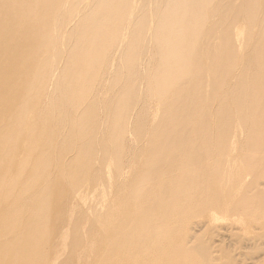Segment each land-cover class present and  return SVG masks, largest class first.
<instances>
[{"label": "rangeland", "instance_id": "374dc122", "mask_svg": "<svg viewBox=\"0 0 264 264\" xmlns=\"http://www.w3.org/2000/svg\"><path fill=\"white\" fill-rule=\"evenodd\" d=\"M45 1H47V0H45ZM45 1L43 0L42 3H40V5H42V4L44 5ZM49 1H47V2L52 4L51 6H53L55 4V3L53 4V1H56V0H53L52 2H49ZM78 1H80V0H70V1L69 0H67V1L66 0H64V1L60 0V3L58 5H57V3L59 1H57L55 4V6L57 7L56 12H55V15H53V18L55 17L56 19L54 20L51 17L50 20H48V19H47L48 21L46 20V24H48L49 21H51V22L53 21L52 22L53 24L55 23L54 24L55 29L51 30L50 33L55 31L56 29L59 30V31H56L57 33L53 32L52 34H48V37H49V35H51L50 38L54 39V40L56 39V36H57V42L55 40V42L52 45V48L54 47L53 49H55V51H57V52H55L53 50V52H54L53 55H56V56L52 57V59H53V62H52L50 57H49V55H51V53H49V52H47L46 54L43 53L44 58H42V59H45V57L47 56L46 57L47 60L45 61V63L47 62V64L40 71V74H39L40 77L37 76L35 79L36 82L43 79L42 83H41L42 85L41 84L39 85V90L37 91V93L33 88L26 91V94H27L26 97L32 99V100L29 99V101L33 102V100H37V103L36 102L30 103V105L32 107L33 106L35 107V105H36V107L34 108V110H32L31 113H28L26 115V117H23L22 123H24V125L27 127H25L23 132L21 133V135H19L17 145L16 144L14 145L15 149L13 148L14 146H12L11 144H6V146H4V148L5 149L7 148V150H8L6 157L9 156L8 162L5 165H8L9 167L8 168L4 167V163H3V161H1L3 163L2 167H4V169L0 165V167L2 168V169L0 168V170H1L0 171V207L2 208V209L0 208L1 209L0 210V218L2 217L0 219V227H1L0 232H3L0 234H2L1 236H2V238H4L3 235L7 234V232H9L7 234L9 236H8V238H6V240L8 239L9 241L8 240L5 241L4 240L5 238L3 239L4 240L3 241L2 238H0L3 241L2 242L0 240L2 243H4V244L6 243L4 245V244H1V242H0V252L3 251L0 253V254H2L0 256V264H4V263L10 264V261H12L14 259H16L14 264H18L17 260H19V258H18V256L16 257L17 254L14 253L15 249L12 250V246H10V245L14 244L13 242H15V244L17 243V241H18L17 240L18 239L17 234L18 233L13 232L11 234L10 230L7 229L8 230L7 231L6 228H9V225L15 222L16 224L14 223L12 225H14L13 229H16V226H18L17 228H19L20 227L19 225H21L23 223L22 226L23 227L25 226L24 229H26V231H25L26 233L30 229H31V231H29V232L34 233L33 230H35V229H32V228L29 229L28 228V227H30V222L33 221V219L28 220V222L26 223V216L25 215L31 209V207L32 208L37 207L36 204L38 205V203H36V201L39 202L40 199L42 201H40L38 207H40L41 205L45 207V209H44V207L39 208L42 211L44 210V213L41 211V214L42 215L44 214L43 216H41L42 217L41 220L44 224H42V222H40L39 225H38V223H35L34 225H32L33 224V222H32L31 226H33V228H34L37 224L38 228H36V229H39V226L42 224L45 226V228H44V230L41 228V230H39L37 232L38 239H39V236H42V237H40L39 240L37 239V241L39 243L35 242L36 244H35V249L33 250L34 252H32V253L29 252V255L31 257L33 255L32 260H30L31 261L30 264H40V263H42V264L43 263L44 264H62V263L63 264H83V261L78 260V256L81 253L82 248H86V250L88 249V251H87L88 253H90V252L92 253L91 254L92 256H90L91 258L89 260H91L92 262H94L93 260L97 261V259L99 258V252H98L99 245L102 247V243L100 241V236H99L101 233V229H100V232H98L99 228L96 227V223H99L100 221L102 222V220H103V222H105L104 220L113 221L115 218L119 217V216H115L118 214L120 216H121V214L123 216L126 215V210H127V208L129 209L130 202H133L136 204H138V202H141L142 203L141 208L143 211H145L144 213H146V211L148 213L149 209H150V212H149L150 214L147 215V213H146V215H147L146 217L150 216L151 218H153L154 216H156L153 219L156 220V222H154V223L155 224L157 223L156 226H154V228L153 227L152 228L155 229L156 227H158L155 229L157 231V233H158V230L162 231V233L163 232L165 234L167 233V235H165L164 233L162 235V233L159 232L158 233V235L160 234L159 237L163 236L161 238H165L164 235L168 236L165 239L166 245L164 246V249L160 250L161 248H158V246H157V249H159L158 250L159 252L156 250L157 252L153 254V257H152V254H146V253L140 252L139 254L134 256L131 263L134 262L135 264H163L162 261L167 260L168 263H166V264H170V263L171 264L172 263L173 264L174 263L175 264H177V263L178 264H264V109H263L264 108V106H263V104H264V98H263V96H264V78L261 77V76H264L263 75V73H264V12L263 11L264 10L262 9V8H264V0H257V1L252 0L253 3L251 0H249V1L247 0L248 2H246V0H218V2H220V3L217 4L219 6L217 8V10L219 9V11L216 10L215 14L214 13L211 14V12H210L208 14V17H207L208 19H205V21L209 20L210 23L206 21L207 23L203 24V27L205 26V28L202 27L203 29H200L201 31L199 34H198L199 31L197 33H196V31L193 32L194 34L195 33L197 34V35L195 34V36H193L194 38L192 37V34L190 35L194 40L196 39V41L198 40L199 42H201V44L198 41L194 42V40H193L192 41V43L194 44L193 45L192 43L189 44V42H186L187 40H183L184 42H182V44H184V43L189 44L188 45L189 48H188V46H185V48L183 47L185 50H187L186 47L188 48V51H187L188 55H187V53L184 54L185 51L183 48L182 49L184 52L182 51L183 53L179 52L178 54H183L185 57L187 56L186 57L187 59H190L191 56H196V57H194L196 59L195 63H190L187 59L185 61L183 59V64L184 65L187 64L186 66L183 65L185 67V69L188 67L189 63H190V68L195 69V78L196 79L191 80L190 83H186V84H185V82L181 83V86L184 85L182 88H184L185 85H187L186 89H188V91H190V93L192 92L191 96L186 98V100L183 104V107H181V109L183 111L182 110L178 111L181 113L184 112L183 115H184L185 119L182 118V121L178 122V119L177 120L175 119V117H174L175 114H174V112L172 114V111H170L171 110V108H170L169 109L170 113L168 116L170 117V115H171V117L170 118L168 117L170 120L168 121V124L165 123V125L162 121L157 120L155 118L154 113H153L154 111L152 112L153 108H151V107L153 105L151 106L149 104L150 101H148V100H150V99L148 98V100H147L146 98L148 96L147 97L145 96L146 85H143L145 83H143V81L137 80V79H135V82H130L132 79H133L132 81H134V78L130 77L131 78V80H130L129 77L128 78L125 77L126 78L125 79L124 78L125 73H123V71L126 69L125 62H127V56H128L127 54H129V53L134 54L135 53L136 55H138L141 58V52L139 51V49L143 45L142 41H144V36H143L144 29H141V28H142V26H145L146 31L148 32V30H149V27L146 26L147 24H149V19H147L146 15H144L147 12V10H149V7L147 6V8H146V5H145L148 0H145L146 1V2L144 1L145 3L141 2L140 0H132V2L134 1V3H133V7H135L134 9H137L138 6L140 7L141 4H142L141 6L145 5L143 7V10L142 11L139 10V12H138V13H140V17H142L141 18L142 21L139 20V18H138V21H140L139 29L136 28V29H138V32L136 31V29L134 31H132L133 28H131V34H133V32H134L135 35H138V33L141 32L140 30H143L141 32L142 38L138 39V41L136 42L138 44V45L136 44L137 45L136 48H135L133 43H130L131 40L128 41L127 37L125 39H123L122 41H120L121 36H118V37L116 36L118 34V30H120V28H118L119 26L116 25L115 21L112 22L111 21L112 19H110L109 16H107L108 14H111V15L113 14L111 12L114 11V9L117 6L114 5L115 7H113V8L111 6L113 3L115 4V2H117V4H119L118 3L119 0H115L112 3L110 1L111 4L105 3V5H104L103 3H101L100 5H95L93 7H90L89 5H88V7L85 6L87 0H83L84 7L87 10H85L84 7L81 6L82 2L78 3ZM33 2H34V0H30V2L27 5L28 7H26V8H29V7L33 8L32 6H29ZM148 2H151V1H148ZM228 2H230V3H228ZM73 3H75V5H73ZM122 3H123V1H122ZM130 3H131V0H130ZM135 3H136V5H135ZM138 3H140V5ZM227 3H228V5H227ZM62 4H63V6H62ZM127 4H128L127 0H124L123 5H127ZM72 5H73V7H72ZM78 5L81 6V8L80 7L78 8ZM101 5H103V7ZM149 5H151V3ZM59 6H61V7L59 8ZM67 6L72 7L71 9L74 12L71 11L72 12L71 14H73V13L75 14V12H76V14L71 15L69 12L68 16L65 15V13H68V10L70 9ZM74 6L76 8H74ZM98 6H100V7H98ZM248 6H250V7H248ZM259 6H260V8H259ZM89 7H90V9H88ZM105 7H106V10H104ZM232 7H233V10H232ZM247 7L250 8V11ZM65 8H68V10L67 9L65 10ZM144 8L146 10H144ZM59 9L62 12L64 10V12L63 13L60 12ZM76 9H78V10L76 11ZM140 9H142V7H140ZM251 9H252V11H251ZM102 10H103V12H102ZM109 10H110V12H109ZM260 10H262V12ZM255 11H256V13H255ZM4 12L1 13L3 19L1 18L0 21L6 20V19H4V15H5ZM6 12L9 13L10 11H6ZM89 12H91V13H89ZM218 12H219V14H218ZM237 12H239V13H237ZM246 12H248V13H246ZM79 13H81V15H79ZM83 13H84V15H82ZM100 13H101V15L103 14L101 17H99ZM223 13H225L226 16ZM10 14H11V12H10ZM62 14H63V16H62ZM92 14H94V16ZM209 15H210V17H209ZM221 15L222 16L224 15V16L222 17ZM31 16H34V15H31ZM44 16L47 17V15H44ZM73 16H74V18H73ZM75 16H76V19H75ZM89 16H93V17L92 18L90 17V20H88ZM103 16L108 17V19H107L108 23H105V22H107L106 20L102 21L103 23L101 22V19ZM232 16H234V17H232ZM83 18L86 19V21ZM99 18H101V19L99 20ZM103 18L105 19V17H103ZM222 18H223V20H222ZM26 19H28V18H25V16H24V21ZM95 19L98 21H95ZM40 20L41 19H39V18H37V19L34 18V19L28 20V22H25V24H23L24 26H26V29H25V27H24V30H23V28L22 29L20 28L19 32L22 31L21 33L18 32V34H20V35H18L15 32L12 35L13 39L16 38V36H17V38H18V36H21V39L18 38V40H16L17 43L13 42V44H12L13 47H15L14 44L17 45L19 43L18 45L20 46V44H21L24 47L25 51H24V49L22 51L19 50V48L22 49L23 47L21 48V46L20 47L17 46L15 48H13V49H15V51L17 49V54L12 48L11 49L9 48V52H7V49H6V51H4V49H3V47L5 48V46H3V44L2 45L0 44V48L2 49V50L0 49V54H1L0 57H3L2 54H4L5 52L6 53L4 54V57L8 56L9 54L12 55L13 53H15L17 55L15 58L14 57L15 54H13V57H14L13 61L15 62V64L12 62L13 57L10 55L6 58L8 59L11 57L10 58L11 61H9V59L7 60L4 57H3L4 59L0 58V61L1 60H3V62L9 61V65L7 62V66L13 67V65H10V63H12L16 67H18V68H16L15 66L13 67V69L15 68L14 70H17V71H15V73H13L16 75V77H18L20 73H23V72H21V71H24V70H22V68L24 67V66H22L23 64L26 63L25 64L26 66H27V63L31 64L33 61L30 58H35L34 54H38V52H43L42 49H40L39 51H37V50L32 51L31 49L33 47H31V46H29V47H31L30 48L31 51L29 52V50H28L29 47H28V49L25 48L27 46V42L29 44H31L34 41H29V40H31V38L25 39L23 36V38L26 40V41L23 40L26 43V46H25V43L22 41L23 38L21 35L23 32H24L23 35H25V36L28 35L27 32L28 33L30 32V29H28V28H31V26L33 27V29L31 30L33 34L31 33V35L35 34V32H33V31H35V29H37V27L39 29L38 32H40L41 28H39V27H41V24L44 23L43 20H41L43 22H40ZM83 20H84V22H83ZM90 21L92 22V24ZM109 21H111V23ZM222 21H223V24L220 25V23H222ZM226 21H227L228 26L230 25L229 28L226 24ZM251 21L252 22L254 21L253 22L254 24ZM51 22H49V23L52 24ZM72 22H73V24H72ZM100 22H101V24H100ZM143 22L145 25H143ZM83 23L86 24L85 25L86 27L84 26ZM104 23H105V25H104ZM113 23H115V24L113 25ZM80 24H83L81 26H83L85 28V30H87L86 28H88V31L91 30V32H93V35H94L95 28H98L99 25H101L102 27L104 26L103 28L101 26H99V30L96 29V31L97 30L98 31H97V33H95V36L98 35V32H100V35L104 34V30H106V29H107V31L108 30L109 31L106 33V35H105L106 37L103 35L101 36V37H103V39L98 35L100 37V39L98 40L99 37L96 36V39L98 40L97 41L94 39L95 36L92 37L91 36L92 34H89L91 38L87 37V36H89L87 34L89 32H86V31L80 29L81 31H83V34L86 32L85 35L81 34V36L84 37V38L82 37L83 38L82 39L80 36L78 37V34L80 35V33H82V32L77 33L79 31V27H81ZM250 24L251 25L253 24L252 27ZM44 25H45V23H44ZM55 25H57V26H55ZM78 25H79V27H78ZM108 25H109V27L105 28ZM111 26H113V27H111ZM3 27H4V23L2 21V22H0V29H2ZM50 27H51V25H50ZM50 27L45 28V26H44L43 28L50 29ZM83 27H81V28H83ZM93 27H94V29H92ZM211 27H213V29ZM220 27L222 29H220ZM223 27H225L226 29L228 28L230 30H228V29L226 30ZM110 28L112 29V32L115 31V29H116L115 33L113 32L114 35L112 34V32H110ZM257 28H259V30ZM206 29H207V31H206ZM208 30H210L212 33L211 32L209 33ZM232 30H234V31H232ZM220 31H222V33ZM46 32L49 33L47 30H46ZM215 32L217 35L215 34ZM230 32L231 33L237 32V33L231 34ZM45 33L43 32L42 34L44 35ZM54 33H56V34H54ZM66 33H67V36H65ZM205 33L210 34L209 38H208V35L204 36ZM219 33H220V35H219ZM224 33H225V39H223V40H225V41H222L221 38H224V37H221V36L222 35L224 36ZM76 34H77V36H76ZM109 34L112 36V38L114 37V39H112L109 36ZM212 34H213V36H212ZM119 35H120V33H119ZM218 35L221 37V38L219 37V39H221L220 41H222V44L224 45V47L226 46L225 48H223V45L220 44L221 42L218 40ZM246 35H247V37H246ZM34 36H38V34L34 35ZM34 36H32V38ZM72 36H73V39H72ZM196 36L197 37L200 36V37L196 38ZM239 36H240V39H239ZM241 36H242V38H241ZM116 37L119 39V40L116 39L118 41L117 43L115 40ZM201 37L205 41H203L201 39ZM205 37H207V38H205ZM233 37H236V38H233ZM70 38H71V41H70ZM80 38L83 41L80 42ZM88 38H89V40H92V38L95 40V41L93 40L89 43L91 44L93 42V46L96 47L95 50L98 48V50H100L101 53H99L98 50H96V51H98L96 53L93 46H91V48L93 47L92 48L93 50L91 49V51H89L90 48L86 47V45H85V44H87V46L89 45ZM84 39L87 41V43H85L86 41H84ZM111 39H112V41H111ZM129 39H130V35H129ZM199 39H201V40H199ZM19 40H20V42H18ZM62 40H63V42H61ZM67 40H69V41H67ZM107 40H110V41L106 43ZM231 40H232V42H231ZM76 41H77L76 45H78L80 47V50H81L80 52L82 53V57H81L79 50H76L77 46L74 44V42L76 43ZM244 41H246V42L244 43ZM22 42L24 43V45ZM65 42H67V44L68 43H71V44H69L67 47V44H65ZM96 42H99V44L97 46L94 45V43H96ZM215 42L218 44L217 45V46H219L218 48H217V46L215 47V44H216ZM226 42L227 43L229 42V43L225 44ZM39 43H41V41ZM118 43H119V45H118ZM126 43L130 44V45L128 44L129 47H127V45L124 47V44H126ZM141 43H142V45H141ZM197 43H199V45H201V46H198ZM62 44H64V45H62ZM72 44H73V46L75 45L76 48L75 47L72 48ZM108 44H110V45H108ZM111 45H112V47L114 46L113 49L111 48ZM232 45H234V46H232ZM38 46H41V45H38ZM194 46L196 47V50L191 51V50H193V48L195 49ZM10 47H12V46H10ZM65 47H67L68 49L66 50ZM79 47H78V49H79ZM101 47H104L107 50H103L104 48L102 49ZM123 47H124V51H123ZM202 47H206V48L202 49ZM220 47H222L221 49H223V50H221ZM230 47L233 49H231ZM120 48H122L121 51H120ZM209 48H212V49L210 50ZM73 49H75V50H73ZM84 49L86 51L82 52V50H84ZM214 49H216V52L218 51L217 52L218 54H216V52H214ZM10 50L13 51V53L11 52L12 54L10 53ZM200 50L202 53L199 52ZM87 51H88V56H90L91 53L92 54L94 53V55L91 54L90 57L96 56V54H99V55L102 54L103 55L105 53L104 57H105L106 63L104 62V63L100 64V65L104 64L102 67L100 65H98L97 66L98 69H96V70H100V74H102V77H101V75L99 76V78L97 79V84L95 83L92 89H90L86 86L89 84L87 81V80H89L88 76H86L87 78L85 76L82 77V79L84 78L83 81L85 83V84H83L82 80H80L81 79L80 76L78 77V75L74 72V70L76 71L78 66L80 67V64L82 62H84V63H82L81 66H84L86 59H88V57L84 55L85 52L87 53ZM93 51H95V52H93ZM190 51H191L192 55L189 57ZM224 51H227V52H224ZM238 51H240V52H238ZM26 52H28V54H26ZM196 53H197V55H196ZM199 53L201 56L199 55ZM205 53H207V54L205 55ZM213 53H215V54H213ZM223 53L224 54L227 53V54L223 55ZM21 54H23L22 57L20 56ZM25 54L29 55V56H26ZM70 54L74 55V56L70 57L71 61H68V59H69L68 55H70ZM77 54H78V57L80 56V58L76 57ZM178 54L176 53V55H174V56L176 57V56H178ZM228 54H230V56H231L230 60H229ZM63 55L65 56V58ZM214 55L216 57H214ZM220 55H222V56H220ZM227 55H228V57H227ZM252 55H253V57H252ZM23 56H25V57H23ZM138 56H136L137 66L140 62V60L138 61V58H139ZM236 56H238V58ZM72 58L73 59L78 58L79 62L77 60L73 61ZM83 58H85V59L83 60ZM119 58L122 59L121 67H120V59ZM224 58L226 59L227 63L223 62L224 63L223 64L221 61H225ZM15 59H16V61H15ZM213 59H215V60H213ZM29 60H30V62H27ZM67 61L72 63V64L76 63L77 65L74 64V66L72 65L73 67L71 68V65ZM65 62L67 63V65ZM196 62H197V64H196ZM49 63H50V68L47 69L48 67H46V66ZM151 63H154V62H152L150 60V62H149L150 65L148 66V68H150V66H152ZM214 63L217 65L215 66ZM219 63L222 65H219ZM51 64H53V65L51 66ZM68 64H69V67H68ZM143 64H145V66H146L147 60H144ZM143 64L141 65V69H143V67H142V66H144ZM209 64H210V66L213 64L214 67L212 66L213 67L212 70L210 69L212 67H209ZM224 65H226V66H224ZM65 66H67V67H65ZM87 66H86V68H87ZM137 66H135V70H136ZM119 67H120V69H119ZM235 67H237V68H235ZM24 68H27V67H24ZM219 68L221 70H219ZM7 69L9 71H13L12 68H10L11 69L10 70L7 67H6V70L1 69L3 72L2 73L3 79H4V74H6L8 72ZM19 69L21 71H19ZM65 69H67V71ZM106 69H108V70H106ZM226 69H228V70H226ZM1 70H0V74H1ZM84 70L85 69H82V72H84ZM117 70H120V71H117ZM156 70L159 71V69H156ZM262 70H263V72H262ZM5 71H6V73H5ZM70 71L72 72L71 74H70ZM227 71L229 73H227ZM16 72H18L17 73L18 76H17ZM65 72H67V73H65ZM115 72H116V74H114ZM8 73L10 74V72H8ZM121 73L124 75L123 77L121 76L122 75ZM218 73H219V75H218ZM9 74H7L6 76L13 78V76H12L13 74L12 75H9ZM113 74L117 78H119L121 76L120 77L121 79L119 78L120 83L117 84V85H119L118 87H117V85L116 86L112 85L113 87L110 86L112 84L111 80L113 78H115L114 76H113V78L111 77ZM155 74H157V72ZM227 74H228V76H227ZM41 75H42V77H41ZM67 75H68V77H67ZM210 75L212 78L210 77ZM221 75H223V76H221ZM65 77H67L68 79ZM216 77L220 82H218V80H216ZM219 77L221 78V80L219 79ZM222 77H224L225 79ZM63 78L65 79L64 81H63ZM77 78L79 79V83H78ZM106 79H107V81H105ZM76 80H77V82H76ZM121 80H124V81H121ZM136 80H137L138 84H139V82H142V83L139 84L138 88L136 86V90H135V85H138V84H136ZM208 81H212V82H208ZM0 82L2 83V80ZM36 82H35V84H38ZM86 82L88 84H86ZM124 82H125V85H124ZM126 82H129V83H126ZM81 83H82V85H81ZM221 83H222V85H220ZM126 84H129L130 86L126 85ZM225 84H227L226 87H224ZM2 85H3L4 89L5 88L8 89V87H7V85H9L8 83L6 85H4V84H2ZM80 85L81 86L85 85L86 87L84 86V88H83ZM211 85H212V87H211ZM120 86H121V89H120ZM131 86H134L133 92L137 93L136 95L134 94L135 98L137 97V98L141 99V103H140L141 106L136 108L137 111H134V109L132 107V109H133L132 113L136 112V116H135V114L132 115V113H130L131 116H130V114L128 115L129 118L130 117L132 118V121L130 122L131 118L129 120L127 118L128 123H126V124H128V125H125V130H124V132H126V133H123L122 137L123 136L124 137L121 138L122 143L124 140V145H123L124 147L122 149L123 151L118 153V151L115 150L114 147H112L110 143H112V145L115 144L114 141H115V139H119V134L118 133L116 134L117 138H115L114 137L115 135H113L114 139L112 138L111 135H109V136H111L110 140H112V142H110V140L108 141L109 136H106V135H108V133L111 132V129L113 128L112 126L116 125V122H115V125L113 124L116 119L113 118V120H114L113 122L111 120L112 119L111 114L115 110V108L113 109L112 107L114 106L115 100L118 99V93H120V90L124 91L123 89L124 88L126 89V87H128L127 89L131 88ZM216 86H217V88H216ZM140 87H142V88H140ZM86 88L90 89L91 93L87 92L88 90ZM109 88H112L113 90H111ZM139 88H140V90L144 91V93L143 92L141 93ZM82 89H83V92H81ZM94 89H95V91H94ZM5 91H7V90H5ZM106 91H108V92L106 93ZM211 91H212V93H211ZM252 91H253V93H252ZM260 91L262 94L260 93ZM9 92H11V91L5 92V95H6L5 97H7L6 93H9ZM207 92L208 93L210 92V93L208 94ZM220 92L222 95L220 94ZM243 92H245V93L243 94ZM38 93H39V95H38ZM76 93H79V94H76ZM82 93L84 95H81V99H79V97H80L79 95ZM85 93H86V95H85ZM103 93H104V95H103ZM115 93H116V95H115ZM254 93H255V95H254ZM258 93H260V94H258ZM205 94H206V96H205ZM250 94L251 95L253 94L252 96H255V97L259 95L258 99L253 98ZM72 95H74V96H72ZM76 95H77V98L79 99L78 100L79 102L76 101V97H75ZM208 95H210V96L208 97ZM64 96L66 97L65 100L63 99ZM83 96H84V99H83V101H81ZM112 96H114V97L116 96V99L114 97L112 98ZM199 96L200 97L204 96L205 98L203 97L201 99ZM142 97H143V99H142ZM206 97H208V98H206ZM216 97H217V99H216ZM239 97L242 98L241 99L242 102L239 99ZM85 98H86V100H85ZM211 98H213V99H211ZM219 98L221 99V101H218V100H220ZM111 99H113V101ZM63 100L65 101L66 105H64ZM67 100L69 101V103ZM72 100L76 104L75 107H74V104H72V102H73ZM144 100H145V102L148 101V103H146L145 106L142 105V104H145ZM187 100H189V101H187ZM251 100H252V103H250ZM29 101H28V103H29ZM85 101H87V102H85ZM110 101L113 103H111ZM202 101L203 102L205 101V102L203 103ZM222 101H223V103H222ZM61 102H63V103H61ZM88 102H90V103H88ZM253 102H254V104H255V102L258 104L254 105ZM4 103H7V102H4ZM70 103L72 104L73 107L71 106ZM259 103L260 104L263 103L262 104V111H259V110H261V108H258L261 106V105H259ZM80 104H84V105H80ZM86 104L89 106H87ZM107 104H108V106L111 104L112 105L110 107H108ZM203 104L205 106L204 107L205 110H203L204 109L202 107ZM61 105H64V106L61 107ZM70 106H71V108H70ZM80 106L87 108V109L83 110L82 107H80ZM53 107L54 108L57 107V108H55V110H54ZM148 107H150V108H148ZM64 108H65V111H64ZM72 108L77 109V110L72 112V110H73ZM88 108H90V109H88ZM201 108H203V109H201ZM78 109H80V110L82 109V111H80ZM139 109H140V115H143V116H139V113H137V112H139ZM148 109H151V110L148 111ZM95 110H96V113H95ZM209 110H211V111L209 112ZM60 111H62V112L59 113ZM76 111H78L77 113L79 115L77 113H75ZM84 111H86L85 112L86 115H85ZM105 111H106V113H105ZM203 111H205V112H203ZM6 112L7 111L2 113L4 115V117H6L9 114L7 112V115L5 116ZM70 112H72V114H70ZM141 112H145V113L143 114ZM159 113L160 112H158L157 116L159 115ZM196 113H197V115H196ZM60 114L62 117L60 116ZM104 114H105V116H104ZM106 114H107V118H106L107 121H105ZM148 114H151V115H148ZM259 114H260V118H259ZM145 115H146V118L148 117L147 119L150 120L149 122L147 119H145ZM152 115H154V116H152ZM58 116H59V118H58ZM70 116H71V119H70ZM110 116H111V118L108 119V117H110ZM76 117H77V119L78 118L79 119L77 120ZM142 117L145 119L147 125H148V123L150 124L149 126H147L146 123L144 124V122L141 121ZM74 118H75V120H74ZM95 118H97V119H95ZM76 120L78 122H75ZM108 120H110V121H108ZM155 120H156V122H155V124H153ZM151 122H152V124H151ZM77 124H80L81 127H79ZM106 124L108 125V127ZM110 124L112 126H110ZM143 124L145 126H143ZM76 125H77V128H80L79 131H78V129H76ZM136 125L138 128H136ZM151 125H152V128L154 127L156 129L159 126H160V128H157L156 132L154 130L153 131V132H155L154 135L150 136V133L152 131ZM155 125H157V127H155ZM84 126L87 128H85ZM164 126L166 127V129H163ZM142 127H144V128H142ZM70 128H72V129H70ZM140 128H141V131H139ZM148 128H151V129H149L146 132V130ZM73 129H75L76 131ZM82 129L84 130V133H85V134L83 133L84 136H83L82 132L80 131ZM108 129L110 130V132ZM133 129H135L134 134H132ZM144 129H146V130H144ZM169 129H171L170 132H169ZM29 131L32 132V134ZM77 131L79 133L80 132L81 133L80 134L78 133L79 134L78 135ZM27 132H29V133H27ZM145 132L148 134H145ZM166 133L168 136L167 135L165 136ZM135 134L137 135V137ZM162 135H164V136H162ZM82 136L84 137V139L82 138ZM46 137L48 140L46 139ZM53 137H55V138H53ZM30 140H31V142H29ZM46 140H47V143H48V141H52L51 144H53V145L55 144V145L54 146L50 145L47 148L48 144L46 143L47 146H45V144H44V142ZM84 140H87V143L82 145ZM39 141H41L42 143ZM37 142H39V146L41 145L40 147H42L44 144V146L49 150V153H48L49 156L47 155V157H48V160H50V161H47V164L45 161H44L45 164L43 163V158H42V156H43L42 150L43 149H41L40 147L36 148ZM153 144L156 145V147H157V145L160 146L161 150H157L156 148H155V150H153V147H154ZM252 144H254V145H252ZM260 145H261V147H259ZM44 146H43V148H44ZM148 146H152V147L148 148ZM9 147H10V149H8ZM258 147H259V149H257ZM78 148H80V150ZM29 149L33 150V152L31 154L29 152ZM112 149L114 150V152H116V154H119V155L121 154L119 156L120 157V164L117 168H115V167L113 168V165H112L113 164L112 160L115 159V158L111 159L112 157H115V155L113 156V154H111L112 152H110V151H113ZM39 151H41L40 154L38 153ZM52 151H53V153H51ZM85 151H87V154ZM9 152H10V154H9ZM147 152H148V154H147ZM37 153L39 154V156L41 158L39 157V159H36V158H38V157H36L38 155ZM28 154H30V156L35 155V157L33 158V160L36 159V162L35 163L33 162L34 166L37 162L41 161L43 163L44 167H43V165L41 166V164L37 165V167L35 166L36 167L35 170H37V172H36V171H34V166H33V168H31L33 164L29 162L28 166H25L26 169L20 168L21 171H20V173H18L19 168H16V166H15L16 161H17V157L21 156V159H22L23 156L28 155ZM110 154L112 155L111 158H110V156H111ZM74 156H75V159H74ZM0 157H2V155ZM4 157H5V155H4ZM146 157H147V159H146ZM142 158H144V159H142ZM30 161L32 162V159H30ZM165 161H167V162H165ZM41 162H39V163H41ZM147 162H148V164H147ZM151 164H152V166H151ZM149 167H150V170H149ZM27 168H29V169H27ZM42 168H44V169L42 170ZM120 168H121V170H120ZM144 168H147V170ZM184 168L187 170H184ZM3 170L9 171V173L7 175H5V173H3L4 172ZM145 170L149 171V173H148L149 175L147 174L149 177L147 175H146L147 177L144 176L145 179L148 181H146L145 179L143 180L144 184L146 183L145 184L146 189L144 187L145 185L144 184H143L144 186L142 185L143 182L141 183L142 179H140L141 177L143 178L142 175H145L144 174ZM48 171H49V174H48ZM151 171H153V172H151ZM16 173L19 175V177H18V175H16ZM65 173L67 175H65ZM21 174L23 176L21 179H19L21 177L20 176ZM38 174H39V176H38ZM136 174H138V175H136ZM4 175H5L4 179H1ZM191 175H193V176H191ZM9 176H11V177H9ZM98 176H99V178H98ZM29 177L31 180L29 179ZM136 177L137 178L139 177V178L137 179ZM191 177H192V179H191ZM147 178H149V179H147ZM160 180L162 182H160ZM137 181H138V184H137ZM139 181H140V183H139ZM149 181H150L151 187L154 186L152 189L150 187L151 191L152 190L153 191L152 192L150 191L149 193L143 194V190L144 189L147 190V187H148L147 185H149ZM151 181H153V182H151ZM175 181L177 183H174ZM29 182H32V183L29 184ZM133 182H134V184H132ZM191 182H192V184H191ZM105 183L107 184V186ZM159 183H161L162 186ZM25 184H26V186H25ZM175 184L177 187L176 189L174 187ZM180 184H181V189L179 187ZM28 185H31V188L30 187L28 188ZM34 185H35V187H34ZM140 185L142 186V188H144L143 190H141ZM183 185H185L186 189H188V190L184 191L185 187ZM22 186H24V187H22ZM139 186H140V188H139ZM155 186H157L156 189H154ZM26 187L29 190V192H25ZM78 187L79 188L81 187V189H78ZM108 187H109V189L107 190ZM130 187L132 189H130ZM135 187L139 188L140 189V190L138 189L139 192H142L143 195L141 193L137 192V190H136V195H133L135 193L134 192L136 189ZM189 187H190V189H189ZM192 187L195 188V191H194V188H192ZM22 188H25V189H23L24 192H22ZM104 188L106 189V191H104ZM124 188H126L127 190L129 189L128 191H130V192H127V190H125ZM172 188L175 189L174 190L175 192L176 191L180 192L182 190V196H180V198H182V199H178L177 197H176L177 199H175V197H172L170 195V193H172V191H173ZM191 188L193 191L191 190ZM77 189H78V191H76ZM100 190H102V191H100ZM116 190H119V192L122 191L121 195L119 194V195H115V196L111 197L113 194H115ZM90 191L91 192L93 191V192L91 193ZM183 191H184V193H183ZM77 192L79 194H77ZM95 192L98 193V195H100L101 197L98 196ZM20 193H21V195H20ZM103 193H105L106 196ZM84 194L85 195L87 194V196H86L87 199L85 198ZM40 195L43 196L44 198L40 197ZM75 195H77V196H75ZM82 195H83V197H81V198H83V199L79 198ZM88 197H89V200H88ZM98 198H99V200H98ZM131 198L132 199L134 198L136 200L134 201ZM76 199H77V201H75ZM80 199H81V201L79 202ZM86 200H87V202L84 203ZM43 201L45 203H41ZM74 202L75 203L77 202V204H75ZM81 202H82V204H81ZM91 202H92V204H90ZM21 203H24V204H22L24 207L21 205ZM78 204H79V206H78ZM97 204H98V206H97ZM148 204H149V207L151 206V208H148V206H147ZM83 205L86 206L87 209L85 207L83 208ZM88 205H89V207H88ZM99 205H101V206H99ZM2 206H4V208ZM10 206H11V208H10ZM21 206H22L23 210H21ZM144 206H145V208H144ZM6 207H7V209H5ZM28 207H29V210L26 209ZM98 208H99V210H98ZM124 209H126V210H124ZM144 209H147V210H144ZM110 210H111V212H110ZM112 210H113V214H112ZM165 210H166V212H165ZM45 211L47 212L48 215L45 214L46 213ZM108 213H110V215ZM21 215H24V216L21 217ZM142 216H143V213H142ZM142 216L140 217L139 220H141V221L146 220L147 221V218H145L144 216L142 217ZM23 217H24V220H23ZM14 218H15V220H14ZM153 219H152V221H153ZM34 221L37 222L39 220H38V218H36V220L34 219ZM2 223L5 224V226ZM28 223H29V225H27ZM7 224H9V225L7 226ZM26 226H28V227H26ZM68 226H71V227L74 226L75 227L74 231L73 232H66L64 234V231H62V230L67 229ZM142 226H144V225H142ZM145 226H146V224H145ZM63 227H67V228H63ZM96 228H97V231L95 230ZM161 228H162V230H160ZM153 229H151V230H153ZM143 230H145V228ZM95 231L97 232L99 237L97 235H95L96 234ZM29 232H28V234H29ZM157 233L153 238L158 237ZM30 235H31L30 236L31 238L34 236V234H30ZM5 237H7V236H5ZM9 237H11V238H9ZM94 237H97V239L99 240V243H98V241L94 242L95 244L91 243L93 241ZM12 238H13V240L15 239L16 241L15 240L13 241ZM77 238H78V240H77ZM167 238H169V239H167ZM146 242H148V245L146 244V246H148V247H152L151 245H154L153 251H155L156 244H154V243H156V241L150 242V240H147ZM37 243H38V245H37ZM90 243L92 246L90 245ZM8 244H10V245L7 246ZM36 245H37V247H36ZM139 246L144 247L145 245L140 243ZM2 247H4V250L2 249ZM30 248L31 247L28 246V247H26V250L31 251ZM36 251H37V253H36ZM14 254H15V256H13ZM156 254H158V256ZM161 254H163V255H161ZM146 255H148V256L150 255V256L148 257ZM55 256H56V258H55ZM160 256H162V258ZM12 257H14V258H12ZM35 257H36V262H35V260H33V259H35ZM158 257H159V259H158ZM52 258H53V261H51ZM37 260H38V262H37ZM146 261H148L149 263ZM90 264H95V263H90Z\"/></svg>", "mask_w": 264, "mask_h": 264}, {"label": "bare ground", "instance_id": "6f19581e", "mask_svg": "<svg viewBox=\"0 0 264 264\" xmlns=\"http://www.w3.org/2000/svg\"><path fill=\"white\" fill-rule=\"evenodd\" d=\"M10 1V2H9ZM42 1L43 0H34V2L33 3H31L29 6H32L33 8H31V7H29V8H26V7H28L27 5H28V3L30 2V0H0V20H1V18H2V15H1V13H3L4 11V19H6V20H2L3 21V23H4V27L2 28V29H0L1 31H0V44L2 45L3 44V46H5V48L3 47V49H4V51H6V49H7V52H9V48L11 49H13V48H15V47H17V46H19L18 44L16 45V44H14V46L15 47H13V42L15 43L16 42V40H18V38L19 39H21V36H18V38H17V36H16V38H14L13 39V37H12V35H13V33L15 32V33H17L18 34V32H19V30H20V28L22 29L23 28V30H24V27H25V29H26V26H24L23 24H25V22H28V20H30V19H34V18H39V19H41V20H43L44 21V23H45V25H44V23L43 24H41V27H39V28H41L40 29V32H38L39 31V29H38V27H37V29H35V31H33V32H35V34L34 35H37L38 34V36H34V35H31V33H32V29H33V27L31 26V28H28V29H30V32L28 33L27 32V34L28 35H23L24 34V32L21 34L22 35V38H23V36H24V38L26 39V38H31V40H29V41H34L33 43H31V44H29L28 42H27V46H26V43L23 41V40H25L24 38L22 39V41L25 43V48H27L28 49V47L29 46H31V47H33L31 50L33 51V50H37V51H39L40 49H42V51L43 52H38V54H34L35 55V58H30L33 62L31 63V64H29V63H27V66L25 65V64H23L22 66H24V67H27V68H22V70H24V71H21L20 69H19V71H21V72H23V73H20L19 74V76H18V72H16V74H17V76L18 77H16V75L15 74H13V73H15V71H17V70H14L13 69V67L15 66L14 64H15V62L13 61L14 60V57L16 58V54H17V49H16V51H15V49H13L15 52H16V54L15 53H13V51H11L10 50V53L12 52L13 54H15L14 55V57H13V54L12 55H10V56H12L13 57V59H12V62L14 63V64H12V63H10V65H13V67H9V66H7V62H8V65H9V61H11V57L10 58H8L9 59V61H5L7 58L6 57H8V56H6V57H4V54L6 53H4V54H2V56L4 57V58H6L4 61L5 62H3V60H1L0 61V70L1 69H4V70H6V67L7 68H12L13 69V71H9L8 69V72H10V74L7 72L6 73V71H5V73L6 74H4V79L2 78L3 77V72H2V70H1V76H0V81L2 80V83L0 82V156L2 155V157H0L1 159H0V165H1V167L3 166V163H4V167H6V168H8L9 166L8 165H5L7 162H8V157L9 156H7L6 157V154H7V152H8V150H7V148L5 149L4 148V146H6V144H11L12 146H14L15 144L17 145V141H18V139H19V135H21V133L23 132V130H24V128L25 127H27V126H25L24 125V123H22V121H23V117H26V115L28 114V113H31L32 112V110H34V108L36 107V105H35V107L33 106H31L30 105V103H33V102H36L37 103V100H33V102L32 101H29V99L30 98H27L26 97V91H28L29 89H31V88H33L35 91H36V93H37V91L39 90V85L42 83V80L43 79H41L40 81H38V82H36L35 81V79H36V77L37 76H39L40 77V71L44 68V66L47 64V62L45 63V61L47 60V56L45 57V59H42V58H44V56H43V53H47V52H49V53H51V55H49V57H50V59H51V61L53 62V59H52V57L53 56H56V55H53L54 54V52H53V50L55 51V49H53L52 48V45H53V43L55 42V40H56V42H57V36H56V39L54 40V39H51L50 38V36L51 35H49V37H48V34H52L53 32H56V31H59L58 29H56L55 31H53V32H51L50 33V31L51 30H54L55 29V27H54V24L51 22V21H49V22H51L52 24H50L49 22H48V24H46V20L48 19V20H50V18L52 17L53 18V15H55V12H56V6H55V4H56V2L57 1H59L58 3H57V5L60 3V0H56V1H53V0H47V1H49V2H52L53 1V6H51L52 4H50V3H48L47 1H45L44 2V5L42 4V5H40V3H42ZM64 1V0H63ZM67 1V0H66ZM70 1V0H69ZM110 1H111V3L112 2H114L115 0H87V2H86V5L85 6H87L88 7V5L90 6V7H93V6H95V5H100L101 3H103L104 5H105V3L106 4H108V3H110ZM122 1H123V3H122ZM141 2H144L145 0H140ZM148 1H151V2H148ZM147 1V3L145 4L146 5V8H147V6L149 7V10H147V12L144 14V15H146V18L147 19H149V24H147L146 26H148L149 27V30H148V32L146 31V27L145 26H142V28L141 29H144V31L143 30H140L141 32L143 31V36H144V41H142V43H143V45H142V43H141V47H140V49H139V51L141 52V58L138 56V55H136L135 53L134 54H132V53H129V54H127L128 56H127V62H125V66H126V69L123 71V73H125L124 75L122 74L121 76L123 77L124 76V78L125 77H129V79L131 80V78L130 77H132V78H134V81H130V82H135V79H137V80H141V81H143V83H145V84H143V85H146V90H145V96L147 97L146 99L148 100V98L150 99V100H148V101H150L149 102V104L152 106H150L151 108H153V110H152V112L154 113V115H155V118L157 119V120H160V121H162L163 123H164V125H165V123H167L168 124V121L170 120L169 118L171 117V115H170V117L168 116L169 115V113H170V111H172V114H173V112H174V117H175V119L177 120L178 119V122H180V121H182V118H184V112L183 113H181V112H178L179 110H182L181 109V107H183V104H184V102H185V100H186V98L187 97H189V96H191V94H192V92L190 93V91H188V89H186L187 88V85H185V87L184 88H182L184 85H182L181 86V83L182 82H185V84L186 83H190V81L191 80H195L196 78H195V69H191L190 68V63H195V61H196V59L194 58V57H196V56H191L192 54H191V51H194V50H196V47H195V49L193 48V50H191L190 52H189V57L191 56V58L190 59H187L183 54H178L179 52H182L183 51V49L185 48V46H188L190 43H192V41L194 40L193 38V36H195V34L198 32V34L200 33V29H203V28H205V26L203 27V24L205 23H207V22H209L210 23V21L208 20H206L205 21V19H208L207 17H208V14L211 12V14L212 13H216L215 11L217 10V8L219 7L217 4H219L220 2H218V0H148ZM153 1V2H152ZM249 1V0H248ZM247 0H246V2H248ZM252 1V0H251ZM257 1V0H256ZM47 2V3H46ZM62 2V1H61ZM72 2V1H71ZM74 2V1H73ZM80 2H82V4H83V0H80V1H78V3H80ZM126 2V1H125ZM136 2V1H135ZM146 2V1H145ZM144 2V3H145ZM225 2V1H224ZM223 2V3H224ZM245 2V3H246ZM66 3V2H65ZM69 3V2H68ZM85 3V2H84ZM110 3V4H111ZM119 4H117V2H115V4L113 3L112 4V8L113 7H115V6H117L115 9H114V11H112L111 13H113L112 15L111 14H108L107 16H109V18L110 19H112L111 21L113 22V21H115V23H116V25L117 26H119L118 28H120V30H118V34L116 35L117 37L118 36H121V39H120V41H122L123 39H125L126 37L128 38V41H130V43H133L134 44V46H135V48H136V46L138 45L136 42L138 41V39H141L142 38V33L140 32V33H138V35H135L134 34V32H133V34H131V28H133V30L132 31H134L136 28H138L139 29V25H140V21H138V18H139V20H141V18L142 17H140V13H138L139 12V10H143V7L145 6H141L140 5V3H138L139 5H140V7H142V9H140V7L138 6L137 7V9H134L135 7H133V3H134V1L132 2V0H131V3H130V0H127V5H123L124 4V0H119V2H118ZM151 3V5H149V4ZM226 3V2H225ZM228 3H230V2H228ZM228 3H227V5H228ZM251 3V2H250ZM252 3H253V1H252ZM251 3V4H252ZM259 3V2H258ZM72 4V3H71ZM81 4V6H83L84 7V4L82 5ZM117 4V5H116ZM248 4V3H247ZM260 4V3H259ZM258 4V5H259ZM73 5H75V3H73ZM73 5H72V7H73ZM115 5V6H114ZM135 5H136V3H135ZM253 5V4H252ZM262 5V4H261ZM260 5V6H261ZM62 6H63V4H62ZM77 6V5H76ZM81 6H79L78 5V8L80 7L81 8ZM102 7H103V5H101ZM260 6H259V8H260ZM61 6H59V8H60ZM67 7H69L70 9V11L68 10V8H65V10L67 9L68 10V13H65V15H67L68 16V14H69V12H70V14L72 13L71 11H73L71 8L72 7H70V6H67ZM90 7L88 8V9H90ZM98 7H100V6H98ZM101 7V8H102ZM222 7V6H221ZM231 7V6H230ZM248 7H250V6H248ZM247 7V8H248ZM252 7V6H251ZM257 7V6H256ZM74 8H76L75 6H74ZM227 8V7H226ZM239 8V7H238ZM258 8V9H259ZM262 8V7H261ZM63 9V8H62ZM84 9H85V7H84ZM109 9V8H108ZM228 9V8H227ZM244 9V8H243ZM249 9V11H250V8H248ZM257 9V8H256ZM263 10H264V8H262ZM51 10V11H50ZM60 10V9H59ZM78 9H76V11H77ZM85 10H87V9H85ZM104 10H106V7H105V9ZM144 10H146L145 8H144ZM232 10H233V7H232ZM246 10V9H245ZM254 10V9H253ZM6 11H10L11 12V14H10V12L8 13V12H6ZM50 11V12H49ZM95 11V10H94ZM217 11H219V9L217 10ZM222 11V10H221ZM224 11V10H223ZM227 11V10H226ZM241 11V10H240ZM251 11H252V9H251ZM261 12H262V10H260ZM60 12H62L61 10H60ZM63 12H64V10H63ZM62 12V13H63ZM67 12V11H66ZM74 12V11H73ZM87 12V11H86ZM101 12V11H100ZM102 12H103V10H102ZM109 12H110V10H109ZM242 12V11H241ZM264 12V11H263ZM8 13V14H7ZM89 13H91V12H89ZM144 13V12H143ZM231 13V12H230ZM237 13H239V12H237ZM246 13H248V12H246ZM250 13V12H249ZM255 13H256V11H255ZM74 14V13H73ZM73 14H71V15H73ZM75 14H76V12H75ZM74 14V15H75ZM139 14V15H138ZM218 14H219V12H218ZM224 15H225V13H223ZM232 14V13H231ZM251 14V13H250ZM31 15H34V16H31ZM44 15H47V17H45ZM79 15H81V13H79ZM82 15H84V13L82 14ZM93 16H94V14H92ZM103 15V14H102ZM101 15V13H100V15H99V17H101L102 16ZM223 15V16H224ZM24 16H25V18H28V19H26L25 21H24ZM44 16V17H43ZM62 16H63V14H62ZM77 16V15H76ZM76 16H75V19H76ZM93 16H89L88 18V20H90V17L92 18ZM148 16V17H147ZM222 16V15H221ZM222 16V17H223ZM226 16V15H225ZM237 16V15H236ZM41 17V18H40ZM87 17V16H86ZM103 17H105V19L103 18ZM102 17V19L101 18H99V20L101 19V22L102 21H107V22H105V23H108V17H106V16H103ZM209 17H210V15H209ZM212 17V16H211ZM232 17H234V16H232ZM247 17V16H246ZM249 17V16H248ZM73 18H74V16H73ZM144 18V17H143ZM145 18V19H146ZM218 18V17H217ZM238 18V17H237ZM252 18V17H251ZM250 18V19H251ZM257 18V17H256ZM3 19V18H2ZM54 20L56 19L55 17L53 18ZM70 19V18H69ZM84 19V18H83ZM98 19V18H97ZM225 19V18H224ZM232 19V18H231ZM247 19V18H246ZM260 19V18H259ZM40 20V22H43V21H41ZM47 20V21H48ZM52 20V19H51ZM85 21H86V19H84ZM84 20H83V22H84ZM216 20V19H215ZM214 20V21H215ZM222 20H223V18H222ZM226 20V19H225ZM230 20V19H229ZM249 20V19H248ZM2 21H0V22H2ZM75 21V20H74ZM95 21H98V20H96L95 19ZM111 21H109L110 23H111ZM142 21V20H141ZM146 21V20H145ZM205 21V22H204ZM91 22V21H90ZM101 22H100V24H101ZM219 22V21H218ZM217 22V23H218ZM252 22V21H251ZM254 22V21H253ZM252 22V23H253ZM258 22V21H257ZM256 22V23H257ZM75 23V22H74ZM82 23V22H81ZM87 23V22H86ZM103 23V22H102ZM105 23H104V25H105ZM115 23H113V25L115 24ZM213 23V22H212ZM216 23V22H215ZM39 24V23H38ZM72 24H73V22H72ZM84 24V23H83ZM83 24H80V26L81 25H83ZM88 24V23H87ZM91 24H92V22H91ZM221 24H223V21H222V23H220V25ZM226 24H227V21H226ZM254 24V23H253ZM252 24V25H253ZM45 26V28H48V27H50V25H51V27H50V29H45V28H43L44 26ZM76 25V24H75ZM86 24H84V26H85ZM89 25V24H88ZM110 25V24H109ZM109 25L107 26V27H105V28H108L109 27ZM143 25H145L144 24V22H143ZM225 25V24H224ZM236 25V24H235ZM251 25V24H250ZM252 25H251V27H252ZM23 26V27H22ZM55 26H57V25H55ZM96 26V25H95ZM94 26V27H95ZM98 26V25H97ZM99 26H101V25H99ZM99 26H98V28H95V31H96V29H98L99 30ZM226 26V25H225ZM227 26H228V24H227ZM226 26V27H227ZM245 26V25H244ZM54 27V28H53ZM78 27H79V25H78ZM81 27H83V26H81ZM81 27H79V31L77 32V33H79V32H82V33H80V35L78 34V37L80 36L81 38L83 37V36H81V34L82 35H85V33L86 32H89V33H87L88 35L89 34H92L91 36L93 37V36H95V33H97V31L95 32L94 31V35H93V32H91V30L90 31H88V28H86L87 30H85V28L83 27V28H81ZM86 27V26H85ZM94 27L92 28V29H94ZM102 27V26H101ZM104 27V26H103ZM102 27V28H103ZM111 27H113V26H111ZM144 27V28H143ZM203 27V28H202ZM230 27V25L228 26V28ZM233 27V26H232ZM261 27V26H260ZM90 28V27H89ZM104 28V29H105ZM212 29H213V27H211ZM223 28H225V27H223ZM227 28V29H228ZM234 28V27H233ZM236 28V27H235ZM241 28V27H240ZM72 29V28H71ZM84 30V31H86L84 34H83V31H81V30ZM138 29H136V31L138 32ZM220 29H222L221 27H220ZM226 29V28H225ZM226 29V30H227ZM237 29V28H236ZM242 29V28H241ZM240 29V30H241ZM245 29V28H244ZM248 29V28H247ZM258 30H259V28H257ZM42 30V31H41ZM46 30L49 32V33H47L46 32ZM61 30V29H60ZM73 30V29H72ZM225 30V31H226ZM228 30H230V29H228ZM235 30V29H234ZM234 30H232V31H234ZM238 30V29H237ZM257 30V31H258ZM37 31V32H36ZM62 31V30H61ZM77 31V30H76ZM75 31V32H76ZM109 31V30H108ZM107 31V29L106 30H104V34H102L103 36H105L106 35V33L108 32ZM115 31H116V29H115ZM115 31H113L114 33H115ZM196 31V33L194 34L193 32H195ZM205 31V30H204ZM203 31V32H204ZM206 31H207V29H206ZM209 31V33L211 32L210 30H208ZM213 31V30H212ZM215 31V30H214ZM22 32V31H21ZM21 32H19V33H21ZM45 33L44 35L42 34V33ZM64 32V31H63ZM91 32V33H90ZM110 32H112V29L110 28ZM113 32H112V34H113ZM221 33H222V31H220ZM224 32V31H223ZM238 32V31H237ZM237 32H234V33H237ZM240 32V31H239ZM242 32V31H241ZM40 33V34H39ZM57 33V32H56ZM56 33H54V34H56ZM119 33H120V35H119ZM209 33H205V35L204 36H206V35H208V38H209ZM212 33V32H211ZM214 33V32H213ZM231 33V32H230ZM234 33H231V34H234ZM261 33V32H260ZM30 34V35H29ZM33 34V33H32ZM43 36H42V35ZM64 34V33H63ZM72 34V33H71ZM86 34V35H87ZM111 34V33H110ZM109 34V36L112 38V34L110 35ZM192 34V37L190 36ZM215 34H216V32H215ZM229 34V33H228ZM246 34V33H245ZM249 34V33H248ZM255 34V33H254ZM18 35H20V34H18ZM47 35V36H46ZM98 35L101 37L102 35H100V32H98ZM98 35H96L97 37H99ZM114 35V34H113ZM129 35H130V39H129ZM197 35V34H196ZM201 35V34H200ZM217 35V34H216ZM219 35H220V33H219ZM218 35V40L220 41L221 39H222V41H225V40H223V39H225V33H224V36L222 35L221 37H224V38H221L220 36ZM238 35V34H237ZM31 36V37H30ZM32 36H34L33 38H32ZM59 36V35H58ZM62 36V35H61ZM65 36H67V33H66V35ZM76 36H77V34H76ZM96 36L94 37V39L95 40H97L96 39ZM212 36H213V34H212ZM236 36V35H235ZM15 37V36H14ZM36 37V38H35ZM63 37V36H62ZM69 37V36H68ZM67 37V38H68ZM71 37V36H70ZM87 37H90V35L89 36H87ZM100 37L98 38V40L100 39ZM106 37V36H105ZM115 38V40L116 39H118V38ZM198 37H200V36H198ZM197 36H196V38H198ZM211 37V36H210ZM219 37L221 38V39H219ZM246 37H247V35H246ZM53 38V37H52ZM76 38V37H75ZM81 38H80V42L81 41H83V40H81ZM84 38V37H83ZM82 38V39H83ZM86 38V37H85ZM91 38V37H90ZM102 39H103V37H101ZM204 38V37H203ZM205 38H207V37H205ZM217 38V37H216ZM233 38H236V37H233ZM241 38H242V36H241ZM27 39V40H28ZM65 39V38H64ZM63 39V40H64ZM72 39H73V36H72ZM93 38H92V40H89V38H88V43L89 42H91V41H93L94 40ZM109 39V38H108ZM112 39H114V37L112 38ZM112 39H111V41H112ZM201 39H202V37H201ZM201 39H199V40H201ZM229 39V38H228ZM239 39H240V36H239ZM61 40V39H60ZM63 40L61 41V42H63ZM94 40V41H95ZM97 40V41H98ZM119 40V39H118ZM183 40H187L186 42H189V44L188 43H184V44H182V42H184ZM203 41H205L204 39H202ZM230 40V39H229ZM235 40V39H234ZM233 40V41H234ZM238 40V39H237ZM244 40V39H243ZM249 40V39H248ZM26 41V40H25ZM41 41V43H39ZM66 41V40H65ZM67 41H69V40H67ZM70 41H71V38H70ZM84 41H86L85 39H84ZM102 41V40H101ZM110 40H107L106 41V43L107 42H109ZM127 41V42H128ZM198 41V40H197ZM196 41V39L194 40V42H197ZM222 41H220L221 43V45H223L222 44ZM18 42H20V40L18 41ZM22 42V43H23ZM73 42V41H72ZM100 42V41H99ZM99 42H96V43H94V45H98L99 44ZM115 42V41H114ZM118 41L116 40V43H117ZM199 42V41H198ZM231 42H232V40H231ZM237 42V41H236ZM246 41H244V43H245ZM259 42V41H258ZM17 43V42H16ZM24 43H23V45H24ZM85 43H87V41L85 42ZM111 43V42H110ZM200 44H201V42H199ZM199 43H197L198 44V46H201V45H199ZM216 43V42H215ZM224 43V42H223ZM229 43V42H228ZM227 42L225 43V44H228ZM29 44V45H28ZM56 44V43H55ZM54 44V45H55ZM65 44H67V42H65ZM69 44H71V43H68L67 44V47H68V45ZM74 44L76 45L77 44V41H76V43L74 42ZM128 44L129 43H126V44H124V47L127 45V47H129L128 46ZM137 44V45H136ZM193 44V43H192ZM233 44V43H232ZM237 44V43H236ZM243 44V43H242ZM9 45V46H8ZM38 45H41V46H38ZM58 45V44H57ZM62 45H64V44H62ZM73 46V44H72V48L73 47H75L76 48V46H77V49L76 50H79V52L81 51L80 50V47L78 46V45H76V46ZM86 45V47H88V48H90V50L89 51H91V49L94 47V50H95V46H93V42L90 44L89 43V45L87 46V44H85ZM102 45V44H101ZM108 45H110V44H108ZM115 45V44H114ZM118 45H119V43H118ZM123 45V44H122ZM121 45V46H122ZM130 45V44H129ZM194 45V44H193ZM192 45V46H193ZM196 45V44H195ZM218 44L216 43L215 44V47L217 46ZM231 45V44H230ZM239 45V44H238ZM10 46H12V47H10ZM20 46H21V48L23 47L21 44H20ZM19 46V47H20ZM56 46V45H55ZM91 46H93L92 48H91ZM133 46V45H132ZM229 46V45H228ZM232 46H234V45H232ZM2 47V46H1ZM18 47V48H19ZM31 47H29V52L31 51L30 50V48ZM67 47H65L66 48V50L68 49ZM78 47H79V49H78ZM114 47V46H113ZM113 47H112V45H111V48L113 49ZM124 47H123V51H124ZM184 47V48H183ZM191 47V46H190ZM214 47V48H215ZM219 46H217V48H218ZM226 47V46H225ZM224 47V45H223V48H225ZM71 48V47H70ZM84 48V47H83ZM102 49L104 48V47H101ZM109 48V47H108ZM110 48V49H111ZM183 48V49H182ZM188 48H189V46H188ZM188 48L186 47V49L187 50H185L184 49V51H185V53L184 54H186L187 53V55H188ZM204 48H206V47H202V49H204ZM222 47H220V49H221ZM231 48V47H230ZM229 48V49H230ZM239 48V47H238ZM1 49V48H0ZM24 49V47L22 48V49H20L19 48V50H23ZM82 49V48H81ZM87 49V48H86ZM121 49L122 48H120V51H121ZM128 49V48H127ZM210 50L212 49V48H209ZM227 49V48H226ZM231 49H233V48H231ZM2 50V49H1ZM72 50V49H71ZM70 50V51H71ZM73 50H75V49H73ZM93 50V49H92ZM96 50H98V48L96 49ZM95 50V51H96ZM103 50H107V49H103ZM109 50V49H108ZM126 50V49H125ZM135 50V49H134ZM206 50V49H205ZM221 50H223V49H221ZM261 50V49H260ZM3 51V52H4ZM24 51H25V49H24ZM27 51V50H26ZM83 51H86L85 49L84 50H82V52ZM95 51H93V52H95ZM99 51V53H101L100 52V50H98ZM98 51H96V53L98 52ZM110 51V50H109ZM119 51V52H120ZM183 51V52H184ZM204 51V50H203ZM55 52H57V51H55ZM68 52V51H67ZM74 52V51H73ZM76 52V51H75ZM117 52V51H116ZM135 52V51H134ZM138 52V51H137ZM182 52V53H183ZM196 52V51H195ZM199 52H201V50L199 51ZM209 52V51H208ZM212 52V51H211ZM214 52H216V49H214ZM218 52V51H217ZM216 52V54H218ZM222 52V51H221ZM224 52H227V51H224ZM238 52H240V51H238ZM251 52V51H250ZM2 53V52H1ZM104 53V52H103ZM176 53L178 54V56H174V55H176ZM202 53V52H201ZM253 53V52H252ZM26 54H28V52H26ZM25 54V55H26ZM80 54H81V57H82V53L80 52ZM92 54V53H91ZM91 54H90V56H91ZM105 54V53H104ZM104 54L101 56V55H99V54H96V56H92V57H90V56H88V51H87V53L85 52V56H87L88 57V59H86V62H85V64H84V66H81L82 65V63H84V62H82L81 64H80V67L78 66V68L76 69V71L74 70V72L78 75V77L80 76V80H82V83L83 84H85L84 83V78L82 79V77H86V76H88L89 77V80H87L88 81V83L86 82V84H88V85H86L88 88H90V89H92L93 88V86H94V84L96 83L97 84V79L99 78V76L101 75V77H102V74H100V70H96V69H98L97 68V66L98 65H100V64H102V63H104L105 62V57H104ZM207 53H205V55H206ZM213 54H215V53H213ZM227 53H223V55H226ZM22 55L23 54H21L20 56L22 57ZM31 55V54H30ZM92 55H94V53L92 54ZM196 55H197V53H196ZM199 55H200V53H199ZM229 55V60H230V54H228ZM228 55H227V57H228ZM0 56H1V54H0ZM26 56H29V55H26ZM64 56V55H63ZM69 56V59H68V61H71V58L70 57H73L74 55H68ZM84 56V57H85ZM123 56V55H122ZM136 56H138L137 58H138V61L140 60V62H139V64H138V66H137V62H136ZM201 56V55H200ZM208 56V55H207ZM218 56V55H217ZM220 56H222V55H220ZM233 56V55H232ZM3 57H0V58H2V59H4ZM23 57H25V56H23ZM76 57H78V54H77V56ZM109 57V56H108ZM185 57V58H184ZM209 57V56H208ZM214 57H216L215 55H214ZM237 58H238V56H236ZM235 57V58H236ZM252 57H253V55H252ZM64 58H65V56H64ZM78 58H80V56L78 57ZM78 58H72L73 59V61L74 60H77L78 61ZM113 58V57H112ZM122 58V57H121ZM206 58V57H205ZM211 58V57H210ZM233 58V57H232ZM234 58V59H235ZM7 59V60H8ZM49 59V58H48ZM85 58H83V60H84ZM120 59V58H119ZM123 59V58H122ZM122 59H120V67H121V64H122ZM183 59H184V61L187 59L190 63H189V65H188V67L185 69V67L184 66H186V65H184L183 64ZM195 59V60H194ZM233 59V60H234ZM56 60V59H55ZM112 60V59H111ZM144 60H147V65L145 66V64H143L144 63ZM150 60L152 61V62H154V63H151L152 64V66H150V68H148V66L150 65L149 64V62H150ZM213 60H215V59H213ZM223 60V59H222ZM224 60L225 61H221L222 63L223 62H226L227 63V61H226V59L224 58ZM15 61H16V59H15ZM23 61V60H22ZM64 61V60H63ZM67 61V62H68ZM76 61V62H77ZM194 61V62H193ZM212 61V60H211ZM220 61V60H219ZM252 61V60H251ZM27 62H30V60L29 61H27ZM79 62V61H78ZM111 62V61H110ZM146 62V61H145ZM187 62V61H186ZM21 63V62H20ZM62 63V62H61ZM66 63V62H65ZM70 65H71V68L74 66V64H76V63H74V64H72V63H70V62H68ZM106 63V62H105ZM209 63V62H208ZM250 63V62H249ZM248 63V64H249ZM69 64H68V67H69ZM115 64V63H114ZM119 64V63H118ZM144 65V66H142L143 67V69H141V65ZM196 64H197V62H196ZM215 64V63H214ZM224 64V63H223ZM53 64H51V66H52ZM66 65H67V63H66ZM73 65V66H72ZM77 65V64H76ZM88 65V66H87ZM104 65V64H103ZM103 65H100L101 67L103 66ZM184 65V66H183ZM217 64H215V66H216ZM219 65H222V64H220L219 63ZM86 66H87V68H86ZM124 66V65H123ZM135 66H137V68H136V70H135ZM193 66V65H192ZM213 66V64L210 66V64H209V67H212ZM224 66H226V65H224ZM16 67V66H15ZM46 67H48L47 69H49L50 68V63L46 66ZM65 67H67V66H65ZM76 67V66H75ZM113 67V66H112ZM115 67V66H114ZM120 67H119V69H120ZM214 67V66H213ZM213 67L212 68H210L211 70L213 69ZM219 67V66H218ZM223 67V66H222ZM246 67V66H245ZM16 68H18V67H16ZM52 68V67H51ZM125 68V67H124ZM195 68V67H194ZM235 68H237V67H235ZM59 69V68H58ZM82 69H85L84 70V72H82ZM100 69V68H99ZM117 69V68H116ZM115 69V70H116ZM156 69H159V71H157ZM190 69V70H189ZM225 69V68H224ZM232 69V68H231ZM247 69V68H246ZM11 70V69H10ZM60 70V69H59ZM66 71H67V69H65ZM106 70H108V69H106ZM114 70V71H115ZM155 70V71H154ZM219 70H221L220 68H219ZM226 70H228V69H226ZM45 71V70H44ZM64 71V70H63ZM103 71V70H102ZM117 71H120V70H117ZM205 71V70H204ZM214 71V70H213ZM157 72V74H155ZM159 72V73H158ZM209 72V71H208ZM215 72V71H214ZM217 72V71H216ZM219 72V71H218ZM262 72H263V70H262ZM65 73H67V72H65ZM72 72L70 71V74H71ZM204 73V72H203ZM222 73V72H221ZM227 73H229L228 71H227ZM7 74H9V75H12L13 76V78H10L9 76H6ZM69 74V75H70ZM105 74V73H104ZM112 74V73H111ZM114 74H116V72L114 73ZM110 75L112 78H113V76L115 77V75ZM201 74V73H200ZM262 74V73H261ZM15 75V76H14ZM56 75V74H55ZM60 75V74H59ZM65 75V74H64ZM73 75V74H72ZM118 75V74H117ZM218 75H219V73H218ZM226 75V74H225ZM263 75H264V73H263ZM50 76V75H49ZM76 76V75H75ZM120 76V77H121ZM221 76H223V75H221ZM220 76V77H221ZM227 76H228V74H227ZM41 77H42V75H41ZM52 77V76H51ZM64 77V76H63ZM67 77H68V75H67ZM67 77H65V78H67ZM119 77V78H120ZM199 77V76H198ZM197 77V78H198ZM207 77V76H206ZM210 77H211V75H210ZM219 77V79L221 80V78ZM261 77H263L264 78V76H261ZM2 78V79H1ZM15 78V79H14ZM71 78V77H70ZM76 78V77H75ZM87 78V77H86ZM85 78V79H86ZM111 78V79H112ZM119 78H117V77H115V78H113L112 80H111V85L110 86H112V85H114V86H116L117 84H119L120 83V79ZM212 78V77H211ZM222 78H224V77H222ZM233 78V77H232ZM68 79V78H67ZM101 79V78H100ZM103 79V78H102ZM109 79V78H108ZM126 79V78H125ZM225 79V78H224ZM223 79V80H224ZM65 79L63 78V81H64ZM77 80H78V83H79V79L77 78ZM77 80H76V82H77ZM109 80V81H110ZM137 80H136V84H138L137 83ZM210 80V79H209ZM214 80V79H213ZM216 80H218L217 79V77H216ZM34 81V82H33ZM55 81V80H54ZM62 81V82H63ZM105 81H107V79L105 80ZM121 81H124V80H121ZM127 81V80H126ZM197 81V80H196ZM239 81V80H238ZM253 81V80H252ZM260 81V80H259ZM4 82V83H3ZM35 82L36 83H38V84H35ZM48 82V81H47ZM60 82V81H59ZM66 82V81H65ZM104 82V81H103ZM200 82V81H199ZM208 82H212V81H208ZM215 82V81H214ZM213 82V83H214ZM218 82H220L219 80H218ZM258 82V81H257ZM9 84V85H7V87H8V89L7 88H5L4 89V87H3V85L2 84H4V85H6V84ZM51 83V82H50ZM77 83V84H78ZM82 83H81V85H82ZM100 83V82H99ZM126 83H129V82H126ZM140 83H142V82H139V84ZM102 84V83H101ZM109 84V83H108ZM131 84V83H130ZM139 84L138 85H135V90H136V86H137V88L139 87ZM200 84V83H199ZM236 84V83H235ZM42 85V84H41ZM62 85V84H61ZM76 85V84H75ZM80 85V86H81ZM123 85V84H122ZM124 85H125V82H124ZM126 85H129V84H126ZM132 85V84H131ZM207 85V84H206ZM219 85V84H218ZM220 85H222V83L220 84ZM57 86V85H56ZM84 86L85 85H83V86H81V87H83L84 88ZM85 86V87H86ZM108 86V85H107ZM119 85H117V87H118ZM130 86V85H129ZM204 86V85H203ZM227 86V84H225V86L224 87H226ZM6 87V86H5ZM58 87V86H57ZM56 87V88H57ZM77 87V86H76ZM80 87V88H81ZM113 87V86H112ZM134 86H131V88H129V89H127L128 87H126V89L124 88L123 90L124 91H122V90H120L121 89V86H120V93H118V99L117 100H115L116 99V96L114 97V96H112V98L114 97L115 99V103H114V106L112 107L113 109L115 108V110L112 112V114H111V116H112V122L114 121L113 120V118L114 119H116L115 121H114V125H115V122H116V125L115 126H112L111 124H110V126H112L113 128L111 129V132H110V130H109V132L110 133H108V135H106V136H109V135H111L112 136V138L114 139V137L115 138H117V133L119 134V139H115V141H114V143L115 144H113L112 145V143H110L111 144V146L112 147H114V149L115 150H117L118 151V153H120V152H122L123 150V145H124V140H123V143H122V139L121 138H123L122 137V135H123V133H126V132H124V130H125V125H128V124H126V123H128V121H127V118H128V120L131 118H129V114L130 113H132V110L134 109V111H137V109L136 108H138V107H140L141 106V99H139V98H135V95L137 94L136 92H133V88ZM145 87V86H144ZM143 87V88H144ZM210 87V86H209ZM211 87H212V85H211ZM78 88V87H77ZM88 88H86L85 90L87 91V92H89V93H91L90 92V89H88ZM140 88H142V87H140ZM140 88H139V90H140ZM216 88H217V86H216ZM107 89V88H106ZM105 89V90H106ZM109 89H111V90H113L112 88H109ZM212 89V88H211ZM5 90H7V91H5ZM80 90V89H79ZM104 90V91H105ZM134 90V91H135ZM214 90V89H213ZM8 91H11V92H9V93H6L7 94V97H5L6 95H5V92H8ZM77 91V90H76ZM85 91V92H86ZM94 91H95V89H94ZM99 91V90H98ZM117 91V90H116ZM138 91V90H137ZM147 91V92H146ZM192 91V90H191ZM258 91V90H257ZM41 92V91H40ZM80 92V91H79ZM81 92H83V89H82V91ZM100 92V91H99ZM108 91H106V93H107ZM140 92L142 93H144V91H142V90H140ZM259 92V91H258ZM263 92V91H262ZM208 93V92H207ZM206 93V94H207ZM210 93V92H209ZM208 93V94H209ZM211 93H212V91H211ZM216 93V92H215ZM245 92H243V94H244ZM252 93H253V91H252ZM260 93H261V91H260ZM260 93H258V94H260ZM76 94H79V93H76ZM96 94V93H95ZM102 94V93H101ZM135 94V95H134ZM206 94H205V96H206ZM220 94H221V92H220ZM242 94V95H243ZM257 94V95H258ZM262 94V93H261ZM38 95H39V93H38ZM81 95H84L83 93L82 94H80L79 96V99H81ZM85 95H86V93H85ZM89 95V94H88ZM92 95V94H91ZM90 95V96H91ZM103 95H104V93H103ZM111 95V94H110ZM115 95H116V93H115ZM139 95V94H138ZM144 95V94H143ZM197 95V94H196ZM214 95V94H213ZM222 95V94H221ZM225 95V94H224ZM246 95V94H245ZM251 95V94H250ZM253 95V94H252ZM251 95V96H252ZM254 95H255V93H254ZM61 96V95H60ZM66 96V95H65ZM64 96V100H65V97ZM72 96H74V95H72ZM96 96V95H95ZM210 95H208V97H209ZM212 96V95H211ZM250 96V97H251ZM259 96V95H258ZM258 96H252L253 98H257L258 99ZM30 97V96H29ZM76 97V101L77 102H79L78 100V98H77V95L75 96ZM86 97V96H85ZM89 97V96H88ZM101 97V96H100ZM200 97V96H199ZM204 97V96H203ZM203 97H200L201 99L203 98ZM208 97H206V98H208ZM214 97V96H213ZM245 97V96H244ZM262 97V96H261ZM41 98V97H40ZM102 98V97H101ZM108 98V97H107ZM191 98V97H190ZM189 98V99H190ZM205 98V97H204ZM221 98V97H220ZM219 98V99H220ZM263 98H264V96H263ZM27 99V100H26ZM83 99H84V96L82 97V100L81 101H83ZM91 99V98H90ZM89 99V100H90ZM100 99V98H99ZM142 99H143V97H142ZM197 99V98H196ZM211 99H213V98H211ZM210 99V100H211ZM216 99H217V97H216ZM222 99V98H221ZM221 99L220 100H218V101H221ZM239 99L241 100L242 98L241 97H239ZM30 100H32V99H30ZM63 100V101H64ZM74 100V99H73ZM72 100V101H73ZM85 100H86V98H85ZM103 100V99H102ZM109 100V99H108ZM112 101H113V99H111ZM224 100V99H223ZM253 100V99H252ZM252 100H251V102L250 103H252ZM7 102V103H4V102ZM28 101H29V103H28ZM39 101V100H38ZM56 101V100H55ZM68 101V100H67ZM66 101V102H67ZM80 101V102H81ZM91 101V100H90ZM148 101L147 102H145V100H144V103L145 104H142V105H146V103H148ZM187 101H189V100H187ZM191 101V100H190ZM209 101V100H208ZM207 101V102H208ZM213 101V100H212ZM255 101V100H254ZM58 102V101H57ZM85 102H87V101H85ZM111 102V101H110ZM197 102V101H196ZM203 102V101H202ZM205 102V101H204ZM203 102V103H204ZM241 102H242V100H241ZM61 103H63V102H61ZM68 103H69V101H68ZM67 103V104H68ZM88 103H90V102H88ZM111 103H113V102H111ZM213 103V102H212ZM220 103V102H219ZM222 103H223V101H222ZM261 103V102H260ZM259 103V105H261L260 107H258V108H261V110H259V111H262V104H260ZM71 104V103H70ZM72 104H74V107L76 106V104L74 103V101L72 102ZM72 104H71V106H72ZM79 104V103H78ZM109 104V103H108ZM108 104H107V106H108ZM202 104V103H201ZM217 104V103H216ZM225 104V103H224ZM223 104V105H224ZM249 104V103H248ZM253 104H254V102H253ZM255 104H258V103H256L255 102ZM254 104V105H255ZM64 105H66L65 104V101H64ZM64 105H61V107L62 106H64ZM80 105H84V104H80ZM87 105V104H86ZM112 105V104H111ZM111 105H109L108 107H110ZM148 105V104H147ZM214 105V104H213ZM60 106V105H59ZM68 106V105H67ZM71 106H70V108H71ZM87 106H89V105H87ZM101 106V105H100ZM149 106V105H148ZM172 106V107H171ZM251 106V105H250ZM263 106H264V104H263ZM69 107V106H68ZM73 107V106H72ZM78 107V106H77ZM76 107V108H77ZM80 107H82V106H80ZM132 107H133V109H132ZM150 107H148V108H150ZM194 107V106H193ZM203 108L205 107L204 106V104H203V106H202ZM253 107V106H252ZM55 108H57V107H55ZM55 108L53 107V109L55 110ZM67 108V107H66ZM96 108V107H95ZM147 108V107H146ZM171 108V110L169 111V109ZM203 108H201V109H203ZM63 109V108H62ZM73 110H72V112L73 111H75V110H77V109H74V108H72ZM82 109L84 110H86L87 108H84V107H82ZM82 109L80 110V109H78V110H80V111H82ZM88 109H90V108H88ZM110 109V108H109ZM130 109V110H129ZM142 109V108H141ZM264 109V108H263ZM69 110V109H68ZM144 110V109H143ZM142 110V111H143ZM151 109H148V111H150ZM166 110V111H165ZM191 110V109H190ZM203 110H205V108L203 109ZM5 111H7L9 114L7 115V112H6V114H5V116L6 117H4V115L2 114L3 112H5ZM28 111V112H27ZM64 111H65V108H64ZM109 111V110H108ZM183 111V110H182ZM198 111V110H197ZM208 111V110H207ZM211 110H209V112H210ZM55 112V111H54ZM58 112V111H57ZM62 111H60L59 113H61ZM72 112H70V114H72ZM78 111H76L75 113H77ZM86 111H84V113H85ZM92 112V111H91ZM158 112H160L159 113V115L157 116V114H158ZM203 112H205V111H203ZM74 113V114H75ZM83 113V114H84ZM95 113H96V110H95ZM105 113H106V111H105ZM137 113H139V116H143V115H140V109H139V112H137ZM141 113H145V112H141ZM147 113V112H146ZM152 113V114H153ZM66 114V113H65ZM78 114V113H77ZM76 114V115H77ZM133 114H135V116H136V112L135 113H132V115ZM63 115V114H62ZM79 115V114H78ZM85 115H86V113H85ZM148 115H151V114H148ZM154 115H152V116H154ZM196 115H197V113H196ZM60 116H61V114H60ZM81 116V115H80ZM97 116V115H96ZM104 116H105V114H104ZM111 116L110 117H108V119H110L111 118ZM130 116H131V114H130ZM151 116V117H152ZM192 116V115H191ZM62 117V116H61ZM79 117V116H78ZM116 117V118H115ZM150 117V116H149ZM169 117V118H168ZM194 117V116H193ZM58 118H59V116H58ZM67 118V117H66ZM82 118V117H81ZM106 118H107V114H106V117H105V121H107L106 120ZM140 118V117H139ZM148 118V117H147ZM146 118V115H145V119H147ZM258 118V117H257ZM259 118H260V114H259ZM69 119V118H68ZM67 119V120H68ZM70 119H71V116H70ZM76 119H77V117H76ZM79 119V118H78ZM77 119V120H78ZM89 119V118H88ZM95 119H97V118H95ZM102 119V118H101ZM143 119V120H142ZM142 119H141V121H143L144 122V124L146 123V121H145V119L142 117ZM185 119V118H184ZM74 120H75V118H74ZM73 120V121H74ZM75 121V122H78V121ZM134 120V119H133ZM148 120V119H147ZM72 121V122H73ZM96 121V120H95ZM108 121H110V120H108ZM120 121V122H119ZM132 121V118H131V120H130V122ZM150 120H148V122H149ZM153 121V120H152ZM159 121V122H160ZM74 122V123H75ZM111 122V123H112ZM138 122V121H137ZM155 122H156V120L154 121V123L153 124H155ZM161 122V123H162ZM177 122V123H178ZM81 123V122H80ZM89 123V122H88ZM162 123V124H163ZM57 124V123H56ZM87 124V123H86ZM134 124V123H133ZM143 124V126H145ZM151 124H152V122H151ZM74 125V124H73ZM72 125V126H73ZM79 127H81L80 126V124H77ZM77 125H76V129H78V131H79V129L80 128H77ZM107 125V124H106ZM146 125H147V123H146ZM150 124L148 123V125L147 126H149ZM194 125V124H193ZM67 126V125H66ZM75 126V125H74ZM98 126V125H97ZM96 126V127H97ZM130 126V125H129ZM42 127V126H41ZM52 127V126H51ZM85 127V126H84ZM107 127H108V125H107ZM127 127V126H126ZM134 127V126H133ZM132 127V128H133ZM155 127H157V125H155ZM57 128V127H56ZM85 128H87V127H85ZM101 128V127H100ZM128 128V127H127ZM136 128H138L137 127V125H136ZM135 128V129H136ZM142 128H144V127H142ZM151 128H152V125H151ZM151 128H148L147 130L146 129H144V130H146V132L149 130V129H151ZM154 128V127H153ZM151 129L152 131H151V133L155 130V132H156V129L157 128H160V126L159 127H157L156 129L154 128V129ZM44 129V128H43ZM69 129V128H68ZM70 129H72V128H70ZM135 129H133V131H132V134H134V130ZM163 129H166V127L164 126L163 127ZM192 129V128H191ZM54 130V129H53ZM73 130H75V129H73ZM83 130V129H82ZM82 130H80L81 132H82V134L84 133V130L82 131ZM107 130V129H106ZM127 130V129H126ZM170 130L171 129H169V132H170ZM76 131V130H75ZM77 131V134L79 133ZM90 131V130H89ZM139 131H141V128H140V130ZM167 131V130H166ZM182 131V130H181ZM30 132V131H29ZM29 132H27V133H29ZM43 132V131H42ZM54 132V131H53ZM80 132V133H81ZM102 132V131H101ZM106 132V131H105ZM143 132V131H142ZM145 132V134H148V133H146ZM155 132H153L152 134L150 133V136L151 135H154V133ZM198 132V131H197ZM31 134H32V132H30ZM74 133V132H73ZM79 133V134H80ZM144 133V132H143ZM48 134V133H47ZM46 134V135H47ZM78 134V135H79ZM81 134V135H82ZM85 134V133H84ZM84 134H83V136H84ZM41 135V134H40ZM65 135V134H64ZM80 135V136H81ZM92 135V134H91ZM113 135H115L114 137H113ZM125 135V134H124ZM128 135V134H127ZM136 135V134H135ZM144 135V134H143ZM167 135V133L165 134V136ZM77 136V135H76ZM82 136V138L84 139V137ZM111 136H109L108 138V141L110 140V137ZM162 136H164V135H162ZM168 136V135H167ZM42 137V136H41ZM51 137V136H50ZM49 137V138H50ZM93 137V136H92ZM101 137V136H100ZM136 137H137V135H136ZM53 138H55V137H53ZM80 138V137H79ZM88 138V137H87ZM95 138V137H94ZM186 138V137H185ZM4 139V140H3ZM46 139H47V137H46ZM39 140V139H38ZM48 140V139H47ZM47 140L44 142V144H45V146H47V144H48V146H47V148L50 146V145H53V144H51V142L52 141H48V143H47ZM54 140V139H53ZM76 140V139H75ZM6 141V142H5ZM29 142H31V140L29 141ZM39 142H41V141H39ZM39 142H37V144H36V148H38V147H40L39 146ZM50 142V143H49ZM110 142H112V140H110ZM42 143V142H41ZM47 143V144H46ZM87 143V140H84L83 141V143H82V145L83 144H86ZM98 143V142H97ZM152 143V142H151ZM252 143V142H251ZM254 143V142H253ZM257 143V142H256ZM259 143V142H258ZM44 144H43V146H44ZM80 144V143H79ZM89 144V143H88ZM55 145V144H54ZM53 145V146H54ZM78 145V144H77ZM97 145V144H96ZM251 145V144H250ZM252 145H254V144H252ZM11 146V147H12ZM43 146L42 147H40L41 149H43L42 150V152H43V156H42V158H43V163L45 164V162H46V164H47V161H50V160H48V157H47V155L49 156V150L44 146V148H43ZM102 146V145H101ZM153 150H155V148L157 149V150H161V148H160V146H158L157 145V147H156V145H154L153 144ZM52 147V146H51ZM83 147V146H82ZM95 147V146H94ZM149 147H152V146H148V148ZM259 147H261V145L259 146ZM259 147L257 148V149H259ZM14 149H15V146L13 147ZM39 148V149H40ZM104 148V147H103ZM8 149H10V147L8 148ZM13 149V150H14ZM50 149V148H49ZM79 150H80V148H78ZM86 149V148H85ZM101 149V148H100ZM87 150V149H86ZM104 150V149H103ZM113 150V149H112ZM11 152V151H10ZM10 152H9V154H10ZM29 152H30V154L33 152V150L32 149H29ZM40 152L41 151H39L38 153L40 154ZM84 152V151H83ZM86 152V154H87V151H85ZM110 152H112L111 154H113V156L115 155V157H112V155L110 156V158L111 159H114V160H112V165H113V168L115 167V168H117L118 166H119V164H120V155L119 154H116V152H114V150L113 151H110ZM37 153V154H38ZM51 153H53V151L51 152ZM76 153V152H75ZM74 153V154H75ZM109 153V152H108ZM30 154H28V155H25V156H23V158L21 159V156H19V157H17V161H16V164H15V166H16V168H19V172L18 173H20V171H21V169L20 168H22V169H26L25 168V166H28V164H29V162L30 163H32L33 165H32V167L31 168H33V166H34V163L36 162V159H39V154L36 156V157H38V158H36V159H34L33 160V158L35 157V155L33 156H30ZM85 154V153H84ZM93 154V153H92ZM147 154H148V152H147ZM4 155H5V157H4ZM146 155V154H145ZM69 157V156H68ZM72 157V156H71ZM148 157V156H147ZM147 157H146V159H147ZM41 158V157H40ZM70 158V157H69ZM73 158V157H72ZM145 158V157H144ZM144 158H142V159H144ZM30 159H32V162L30 161ZM74 159H75V156H74ZM98 159V158H97ZM101 159V158H100ZM145 159V160H146ZM67 160V159H66ZM72 160V159H71ZM84 160V159H83ZM104 160V159H103ZM109 160V159H108ZM162 160V159H161ZM1 161H3V163L1 162ZM45 161V162H44ZM55 161V160H54ZM80 161V160H79ZM34 162V163H33ZM39 162H41V161H39ZM39 162H37L36 164H35V166L37 167V165H39V164H41V166L43 165V163L41 162V163H39ZM146 162V161H145ZM155 162V161H154ZM165 162H167V161H165ZM170 162V161H169ZM69 163V162H68ZM67 163V164H68ZM111 163V162H110ZM151 163V162H150ZM159 163V162H158ZM53 164V163H52ZM65 164V163H64ZM90 164V163H89ZM92 164V163H91ZM107 164V163H106ZM147 164H148V162H147ZM155 164V163H154ZM74 165V164H73ZM72 165V166H73ZM110 165V164H109ZM34 166V171H36L37 172V170H35L36 169V167ZM76 166V165H75ZM121 166V165H120ZM151 166H152V164H151ZM195 166V165H194ZM0 167V168H1ZM4 167H2L3 169H4ZM39 167V166H38ZM43 167H44V165H43ZM59 167V166H58ZM63 167V166H62ZM106 167V166H105ZM147 167V166H146ZM182 167V166H181ZM1 168V169H2ZM88 168V167H87ZM27 169H29V168H27ZM44 168H42V170H43ZM106 169V168H105ZM109 169V168H108ZM144 169H146L147 170V168H144ZM194 169V168H193ZM32 170V169H31ZM41 170V169H40ZM39 170V171H40ZM59 170V169H58ZM85 170V169H84ZM117 170V169H116ZM120 170H121V168H120ZM144 171V174L145 175H142L143 176V178L141 177L140 179H142L141 180V183L143 182V180L145 179V177L144 176H146L148 173H149V171ZM149 170H150V167H149ZM184 170H187V169H185L184 168ZM1 171V170H0ZM4 171V170H3ZM2 171V172H3ZM57 171V170H56ZM106 171V170H105ZM118 171V170H117ZM193 171V170H192ZM24 172V171H23ZM96 172V171H95ZM119 172V171H118ZM135 172V171H134ZM151 172H153V171H151ZM162 172V171H161ZM3 173H5V175H7L8 173H9V171H7V170H5ZM35 173V172H34ZM116 173V172H115ZM155 173V172H154ZM48 174H49V171H48ZM58 174V173H57ZM85 174V173H84ZM96 174V173H95ZM135 174V173H134ZM189 174V173H188ZM5 175L1 178V179H4V177H5ZM16 175H18L17 173H16ZM59 175V174H58ZM61 175V174H60ZM65 175H67L66 173H65ZM106 175V174H105ZM136 175H138V174H136ZM149 175V174H148ZM147 175V176H148ZM190 175V174H189ZM21 177L19 178V179H21L22 178V174L20 175ZM38 176H39V174H38ZM41 176V175H40ZM49 176V175H48ZM64 176V175H63ZM97 176V175H96ZM109 176V175H108ZM146 176V177H147ZM152 176V175H151ZM178 176V175H177ZM188 176V175H187ZM191 176H193V175H191ZM9 177H11V176H9ZM16 177V176H15ZM18 177H19V175H18ZM59 177V176H58ZM106 177V176H105ZM149 177V176H148ZM17 178V177H16ZM60 178V177H59ZM71 178V177H70ZM98 178H99V176H98ZM137 178V177H136ZM135 178V179H136ZM139 178V177H138ZM137 178V179H138ZM187 178V177H186ZM190 178V177H189ZM18 179V178H17ZM18 179V180H19ZM29 179H30V177H29ZM47 179V178H46ZM64 179V178H63ZM133 179V178H132ZM147 179H149V178H147ZM178 179V178H177ZM191 179H192V177H191ZM190 179V180H191ZM12 180V179H11ZM16 180V179H15ZM31 180V179H30ZM29 180V181H30ZM146 180V179H145ZM153 180V179H152ZM20 181V180H19ZM28 181V180H27ZM26 181V182H27ZM33 181V180H32ZM36 181V180H35ZM100 181V180H99ZM146 181H148V180H146ZM205 181V180H204ZM11 182V181H10ZM15 182V181H14ZM151 182H153V181H151ZM160 182H162L161 180H160ZM3 183V182H2ZM30 183H32V182H29V184ZM139 183H140V181H139ZM148 183V182H147ZM158 183V182H157ZM156 183V184H157ZM174 183H177L176 181L174 182ZM188 183V182H187ZM34 184V183H33ZM36 184V183H35ZM87 184V183H86ZM106 184V183H105ZM132 184H134V182L132 183ZM137 184H138V181H137ZM144 184V182L142 183V185ZM146 184V183H145ZM144 184V185H145ZM159 184H161V183H159ZM185 184V183H184ZM191 184H192V182H191ZM39 185V184H38ZM143 185V186H144ZM153 185V184H152ZM155 185V184H154ZM187 185V184H186ZM2 186V185H1ZM25 186H26V184H25ZM106 186H107V184H106ZM141 186V185H140ZM140 186H139V188H140ZM148 187H147V190H145L146 189V185L144 186L145 187V189L144 188H142V186H141V190H143V194H146V193H149L150 191H151V189L154 187V186H152L151 187V185H150V181H149V185H147ZM161 186H162V184H161ZM178 186V185H177ZM184 187H185V185H183ZM182 186V187H183ZM190 186V185H189ZM192 186V185H191ZM22 187H24V186H22ZM31 188V185H28V188ZM34 187H35V185H34ZM42 187V186H41ZM150 187H151V189H150ZM156 187L157 186H155V188L154 189H156ZM173 187V186H172ZM174 187H175V189L177 188L176 187V184L174 185ZM180 189H181V184H180ZM178 187V188H179ZM103 188V187H102ZM106 188V187H105ZM104 188V191H106V189ZM136 188V187H135ZM134 188V189H135ZM139 188H136L135 189V193L133 194V195H136V190H137V192H139ZM192 188H194V187H192ZM192 188H191V190H192ZM23 189H25V188H22V192H24L23 191ZM45 189V188H44ZM78 189H81V187L79 188L78 187ZM78 189L76 190V191H78ZM99 189V188H98ZM101 189V188H100ZM109 189V187L107 188V190ZM125 190H127L126 188H124ZM130 189H132L131 187H130ZM139 189V190H138ZM173 189V188H172ZM175 189H173V191H172V193H170V195L172 196V197H175V199H182V198H180V196H182V190L180 191V192H175L174 190ZM189 189H190V187H189ZM20 190V189H19ZM18 190V191H19ZM92 190V189H91ZM122 190V189H121ZM129 190V189H128ZM127 190V192H130V191H128ZM161 190V189H160ZM186 190H188V189H186V187H185V189H184V191H186ZM12 191V190H11ZM21 191V190H20ZM80 191V190H79ZM100 191H102V190H100ZM153 191V190H152ZM151 191V192H152ZM162 191V190H161ZM184 191H183V193H184ZM193 191V190H192ZM194 191H195V188H194ZM21 192V193H22ZM25 192H29V190L27 189V187H26V189H25ZM48 192V191H47ZM91 192V191H90ZM93 192V191H92ZM91 192V193H92ZM97 192V191H96ZM95 192V193H96ZM117 192V193H116ZM116 192H115V194H113L111 197H113V196H115V195H121V192H119V190H116ZM166 192V191H165ZM8 193V192H7ZM21 193H20V195H21ZM35 193V192H34ZM106 193V192H105ZM105 193H103L104 195H105ZM139 193H141L142 194V192H139ZM157 193V192H156ZM164 193V192H163ZM24 194V193H23ZM26 194V193H25ZM42 194V193H41ZM77 194H79L78 192H77ZM97 195H98V193H96ZM101 194V193H100ZM125 194V193H124ZM142 194V195H143ZM155 194V193H154ZM165 194V193H164ZM85 195V194H84ZM141 195V196H142ZM195 195V194H194ZM75 196H77V195H75ZM79 196V195H78ZM87 194L85 195V198L87 199ZM98 196H100V195H98ZM106 196V195H105ZM129 196V195H128ZM140 196V197H141ZM40 197H43V196H41L40 195ZM81 197H83V195L82 196H80L79 198H81ZM101 197V196H100ZM99 197V198H100ZM135 197V196H134ZM152 197V196H151ZM177 197V198H176ZM44 198V197H43ZM77 198V197H76ZM99 198H98V200H99ZM106 198V197H105ZM120 198V197H119ZM78 199V198H77ZM77 199L75 200V201H77ZM81 199H83V198H81ZM81 199L79 200V202L81 201ZM96 199V198H95ZM114 199V198H113ZM132 199V198H131ZM174 199V200H175ZM88 200H89V197H88ZM97 200V199H96ZM95 200V201H96ZM132 200H136V199H132ZM150 200V199H149ZM195 200V199H194ZM40 201H42L41 199H40ZM40 201L39 202H37L36 201V203H38V205H39V203H40ZM103 201V200H102ZM124 201V200H123ZM122 201V202H123ZM158 201V200H157ZM181 201V200H180ZM191 201V200H190ZM189 201V202H190ZM14 202V201H13ZM78 202V203H79ZM87 202V200L84 202V203H86ZM94 202V201H93ZM97 202V201H96ZM95 202V203H96ZM130 202V201H129ZM177 202V201H176ZM41 203H45L44 201L43 202H41ZM75 203V202H74ZM83 203V204H84ZM103 203V202H102ZM126 203V202H125ZM124 203V204H125ZM141 202H138V204H136V203H133V202H130V204H129V209L127 208V210L126 209H124V210H126V215H122L121 214V216L118 214V215H115V216H119L118 218H115L113 221H111V220H104L105 222H103V220H102V222L100 221L99 223H96V227L97 228H99L98 230V232H100V229H101V233H100V241H101V243H102V247L99 245V250H98V252H99V258L97 259V261H95V260H93L94 262H92L91 260H89L91 257L90 256H92L91 254V252L90 253H88L87 251H88V249L86 250V248H82V251H81V253L79 254V256H78V260L79 261H83V264H90V263H95V264H133V263H131L132 262V260H133V258H134V256H136L137 254H139L140 252H143V253H146V254H152V257H153V254L154 253H156L159 249H157V246H158V248H161L160 250H162V249H164V246L166 245V241H165V239H166V237H168V236H165V235H167V233L165 234L164 232V237L165 238H161V237H163V236H161V237H159V235H158V233L160 232V233H162V231H159L158 230V233H157V231L155 230L156 228H158V227H156L155 229H153L154 228V226H156V224L154 223V222H156V220H154L153 218L154 217H156V216H154L153 218H151L150 216H148V217H146L148 214H150L149 212H150V209H149V212L147 213V211H146V213H147V215H146V213H144L145 211H143L142 210V203L140 204ZM151 203V202H150ZM15 204V203H14ZM22 204H24V203H21V205ZM75 204H77V202L75 203ZM80 204V203H79ZM79 204H78V206H79ZM81 204H82V202H81ZM89 204V203H88ZM90 204H92V202L90 203ZM101 204V203H100ZM113 204V203H112ZM121 204V203H120ZM119 204V205H120ZM189 204V203H188ZM38 205L36 204V208H32L31 207V209L29 210V207L28 208H26V209H28L29 211L26 213V223L28 222V220H32L33 219V221H31L30 222V227H28V226H26V227H28L29 229L30 228H32V229H35V230H33L34 231V233H31V232H29V231H31V229L28 231L29 232V234H28V232L26 233L25 231H26V229H24L25 228V226L23 227L22 226V224L21 225H19L20 227L19 228H17L18 226H16V229H13L14 228V225H12V224H14V223H12V224H7V226L9 225V228H6V230L8 229V230H10V232H11V234L13 233V232H16V233H18L17 234V243L15 244V242H13L14 240H13V238H12V242L14 243L13 245H10V244H8L7 246H12V250L13 249H15V252L14 253H16L17 255H16V257L18 256V258H19V260H17V263L18 264H30L31 263V261L30 260H32V257H33V255H32V257L29 255V252H34L33 250L35 249V242H38L37 241V239H38V237H37V232L39 231V230H41V228L44 230V228H45V226L44 225H42V224H44L43 222H42V220H41V216H43L42 214H41V209H39L40 207H44V206H40V207H38ZM110 205V204H109ZM114 205V204H113ZM23 206V205H22ZM22 206H21V210H23L22 209ZM29 206V205H28ZM82 206V205H81ZM97 206H98V204H97ZM99 206H101V205H99ZM128 206V205H127ZM131 206V207H130ZM148 206V208H151V206L149 207V204L147 205ZM3 208H4V206H2ZM19 207V206H18ZM24 207V206H23ZM27 207V206H26ZM86 208V206H84L83 205V208ZM88 207H89V205H88ZM96 207V206H95ZM124 207V206H123ZM126 207V206H125ZM177 207V206H176ZM1 208V207H0ZM10 208H11V206H10ZM78 208V207H77ZM82 208V207H81ZM94 208V207H93ZM144 208H145V206H144ZM147 208V209H148ZM154 208V207H153ZM2 209V208H1ZM0 209V210H1ZM5 209H7V207L5 208ZM25 209V208H24ZM44 209H45V207H44ZM72 209V208H71ZM87 209V208H86ZM102 209V208H101ZM147 209H144V210H147ZM76 210V209H75ZM91 210V209H90ZM98 210H99V208H98ZM120 210V209H119ZM74 211V210H73ZM121 211V210H120ZM6 212V211H5ZM43 213H44V210L42 211ZM46 212V211H45ZM85 212V211H84ZM101 212V211H100ZM110 212H111V210H110ZM165 212H166V210H165ZM120 213V212H119ZM122 213V212H121ZM142 213H143V216L145 217V218H147V221L145 220V221H141V220H139L140 219V217L142 216ZM152 213V212H151ZM163 213V212H162ZM23 214V213H22ZM46 215H48L47 214V212L45 213ZM109 215H110V213H108ZM112 214H113V210H112ZM145 214V215H144ZM153 215V214H152ZM22 216H24V215H21V217ZM30 218H29V217ZM34 218H33V217ZM142 216V217H143ZM6 217V216H5ZM28 217V218H27ZM2 218V217H1ZM0 218V219H1ZM36 218H38V220L39 221H37V222H35L34 221V219L36 220ZM152 219H153V221H152ZM159 219V218H158ZM157 219V220H158ZM5 220V219H4ZM14 220H15V218H14ZM13 220V221H14ZM23 220H24V217H23ZM41 220V221H40ZM44 220V219H43ZM99 220V219H98ZM12 221V222H13ZM33 222V224L32 225H34L35 223H38V225H39V223L40 222H42V224L39 226V229H36V228H38L37 226V224H36V226L33 228V226H31V223ZM147 222V223H146ZM94 223V224H95ZM159 223V222H158ZM3 224V223H2ZM16 224V223H15ZM93 224V223H92ZM145 224H146V226H145ZM4 226H5V224H3ZM27 225H29V223L27 224ZM142 225H144V226H142ZM145 228V230H143L144 228ZM153 227V228H152ZM164 227V226H163ZM1 228V227H0ZM4 228V227H3ZM63 228H67V227H63ZM74 226H68V228L67 229H63L62 231H64V234L66 233V232H73L74 231ZM97 228L95 229L96 231H97ZM91 229V228H90ZM151 229H153V230H151ZM7 230V231H8ZM160 230H162V228L160 229ZM3 231V230H2ZM6 231V232H7ZM85 231V230H84ZM95 231V232H96ZM0 233H3V232H0ZM5 233V232H4ZM9 232H7V234H8ZM63 233V232H62ZM156 233H157V236L158 237H155V238H153L155 235H156ZM163 233H162V235H163ZM7 234H4L5 236H7V237H5L4 235H3V237L5 238H2V234H0V238H2V240L4 239L5 241H7L6 240V238H8V236L9 235H7ZM30 234H34V236L31 238L30 236ZM70 234V233H69ZM94 234V233H93ZM39 235V234H38ZM72 235V234H71ZM95 235H97L98 236V234H97V232H96V234ZM67 236V235H66ZM98 236V237H99ZM40 237H42V236H39V239H40ZM68 237V236H67ZM9 238H11V237H9ZM154 240H153V239ZM38 239V240H39ZM62 239V238H61ZM156 239V240H155ZM167 239H169V238H167ZM1 240V239H0ZM1 240V241H2ZM3 240V241H4ZM77 240H78V238H77ZM147 240H150V242H155L156 241V243H154V244H156V247H155V251H153V248H154V245H151L152 247H148V246H146V244L148 245V242H146ZM0 241V242H1ZM2 241V242H3ZM9 241V240H8ZM16 241V240H15ZM98 241V243H99V240L97 239V237H94V239H93V241L91 242V243H94V242H97ZM145 241V242H144ZM1 242V244H4V243H2ZM80 242V241H79ZM158 242V243H157ZM39 243V242H38ZM38 243H37V245H38ZM55 243V242H54ZM53 243V244H54ZM91 243H90V245H91ZM140 243H142V244H144L145 246L144 247H140L139 245H140ZM6 244V243H5ZM4 244V245H5ZM43 244V243H42ZM95 244V243H94ZM152 244V243H151ZM159 244V245H158ZM37 245H36V247H37ZM97 245V244H96ZM150 245V244H149ZM31 247L30 249H31V251H27L26 250V247ZM88 246V245H87ZM86 246V247H87ZM92 246V245H91ZM95 246V245H94ZM72 247V246H71ZM6 248V247H5ZM2 249L4 250V247H2ZM1 249V250H2ZM157 250V251H156ZM97 251V250H96ZM1 252H3V251H1ZM0 252V253H1ZM70 252V251H69ZM72 252V251H71ZM159 252V251H158ZM36 253H37V251H36ZM35 253V254H36ZM96 253V252H95ZM94 254V253H93ZM160 254V253H159ZM219 254V253H218ZM2 254H0V256H1ZM5 255V254H4ZM3 255V256H4ZM44 255V254H43ZM157 256H158V254H156ZM161 255H163V254H161ZM13 256H15V254L13 255ZM146 256H148V255H146ZM150 256V255H149ZM148 256V257H149ZM9 257V256H8ZM49 257V256H48ZM77 257V256H76ZM161 258H162V256H160ZM12 258H14V257H12ZM40 258V257H39ZM55 258H56V256H55ZM58 258V257H57ZM160 258V259H161ZM157 259V258H156ZM158 259H159V257H158ZM33 260H35V262H36V257H35V259H33ZM144 260V259H143ZM162 260V259H161ZM4 261V260H3ZM16 261V259H14V260H12V261H10V264H14V262ZM43 261V260H42ZM51 261H53V258H52V260ZM139 261V260H138ZM141 261V260H140ZM205 261V260H204ZM37 262H38V260H37ZM146 262H148V261H146ZM158 262V261H157ZM156 262V263H157ZM163 262V264H166V263H168L167 262V260H164V261H162ZM4 263V262H3ZM34 263V262H33ZM65 263V262H64ZM149 263V262H148ZM5 264V263H4ZM40 264H42V263H40ZM44 264V263H43ZM63 264V263H62ZM135 264V263H134ZM171 264V263H170ZM173 264V263H172ZM175 264V263H174ZM178 264V263H177Z\"/></svg>", "mask_w": 264, "mask_h": 264}]
</instances>
